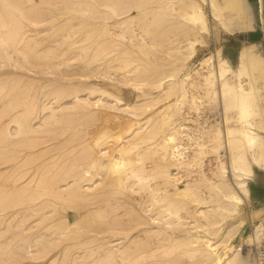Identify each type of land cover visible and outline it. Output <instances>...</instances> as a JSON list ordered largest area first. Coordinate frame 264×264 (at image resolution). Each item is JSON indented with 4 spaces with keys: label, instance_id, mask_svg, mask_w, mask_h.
Segmentation results:
<instances>
[{
    "label": "bare ground",
    "instance_id": "obj_1",
    "mask_svg": "<svg viewBox=\"0 0 264 264\" xmlns=\"http://www.w3.org/2000/svg\"><path fill=\"white\" fill-rule=\"evenodd\" d=\"M1 1V3H2V5H4V6H6L8 9H10V10H12V11H14L15 13H17V15L21 18V19H23L22 21H28V23H26L28 26H30L29 24H31L32 26H36V24L35 23H37V19H40V18H37V16H33V15H31V17H29L28 16V13H30L29 11H27L28 10V8H27V10H26V8H25V11H27L26 13H24L25 11H23V9H21V8H24V7H26V6H24V7H21V5H23V4H20L19 2L20 1H18V0H0ZM18 1V2H17ZM25 1V0H24ZM32 1V0H31ZM30 1V2H31ZM48 1H50V0H41V2L43 3V2H48ZM57 0H52V2L53 3H55ZM72 1V3L74 2L73 0H61L60 2H56L57 4H65L66 5V3L68 4H70V2ZM79 1V2H78ZM76 0V2H78V3H80L81 4V6H83L82 4H84V5H88V4H90V5H92V3L94 4L95 3V5L96 4H98V5H100V4H103L104 5V7H105V10H109V12H111V13H113L115 16H117L118 15V12L117 11H119V10H122V11H129V10H131L132 8H136V10H138V13L139 14H141L140 12H141V7H143V5L145 6V4H144V2L142 3V1H145V0H141V1H139V0ZM160 1V0H159ZM168 1V0H167ZM165 2V3H168V2ZM170 1V0H169ZM225 1V3H226V5H227V7H226V9H225V12L224 13H222V14H220L219 12H218V7H217V5H216V3H215V1L214 0H207V2H210L209 4H210V7H211V11H212V14L215 16V17H218V19L221 21V23L223 24V25H226V24H229L230 26H233V28H240V29H251V28H253L254 26H255V24H256V22H255V18H254V10H253V5H252V0H224ZM22 2V1H21ZM27 2V1H26ZM51 1H50V4L52 3ZM182 2V1H181ZM181 2L179 3V5L181 4ZM206 2V3H207ZM33 3V2H32ZM49 3V2H48ZM146 3H148V0H147V2ZM184 3H186V5H189V6H191L192 7V10H190V12H185L184 13V15L187 17V18H190V17H192V18H194L195 19V24L197 25V27H198V29H202V30H206L207 29V27L205 26V28L202 26V18H204L205 17V12H204V10H203V8H202V6L199 4V3H197L195 0H185L184 1ZM184 3H182V6L183 7H185V4ZM24 4H28L29 5V3H24ZM45 4V3H44ZM143 4V5H142ZM161 4H163V1L161 0ZM31 5V4H30ZM29 5V6H30ZM34 5V4H33ZM45 5H48V4H45ZM56 5V4H55ZM94 5V6H95ZM169 5L171 6V2H169ZM169 5H166L167 7L169 6ZM32 6V5H31ZM34 6H36L37 7V4H35ZM40 6V5H39ZM63 6V5H62ZM67 6H70V5H67ZM79 6V5H78ZM93 6V5H92ZM161 6H163V5H161ZM165 6V5H164ZM33 7V6H32ZM35 7V8H36ZM84 7V6H83ZM97 7V6H96ZM31 8V7H30ZM29 8V9H30ZM34 8V9H35ZM40 8V7H39ZM78 8H80V7H78ZM98 8V7H97ZM146 8V7H145ZM257 8H258V10H259V13H260V10H262L263 9V4H262V0H260L259 2H258V6H257ZM37 9V8H36ZM42 9V8H41ZM47 9H50V7H47ZM83 9H85V8H83ZM83 9H80V10H82L83 11ZM174 9V8H173ZM33 10V9H32ZM31 10V11H32ZM88 10V9H87ZM107 10V11H108ZM23 11V12H22ZM41 11V10H40ZM179 11V10H178ZM33 12V11H32ZM31 12V13H32ZM37 12V11H36ZM42 12V11H41ZM30 13V14H31ZM241 13H244L245 14V22L244 23H239V19L241 18V16H240V14ZM29 14V15H30ZM33 14V13H32ZM91 14V13H90ZM261 14V13H260ZM82 15V14H81ZM223 16V17H220V16ZM256 15V14H255ZM39 16V15H38ZM47 16V15H46ZM80 16V15H79ZM34 17V18H33ZM164 17H167V16H164ZM35 18H37L36 20H35ZM45 18V17H44ZM81 18V17H80ZM79 18V19H80ZM90 18V17H89ZM88 18V19H89ZM3 19V15H1L0 16V21ZM83 20L85 19V18H82ZM168 19V18H167ZM261 19H262V17H261ZM44 21L46 20V19H43ZM104 20V23H101L99 26H101V27H99V30L98 31H100V32H98L99 33V36L96 38V39H98V38H100V37H104V36H108L107 38H109V37H112V39H113V34H111L110 32V27L107 25V23L105 22V18L103 19ZM24 21V22H25ZM39 21V20H38ZM41 21H42V19H41ZM43 21V22H44ZM81 21V20H80ZM88 21V20H87ZM262 21V20H261ZM3 22V23H2ZM20 22V21H19ZM40 22V21H39ZM84 22H86V21H84ZM22 23V22H21ZM21 23H20V25L17 23V25L15 26V25H10V24H7V22H5L4 23V20H2L1 21V23H0V28L2 27V28H4V30H3V34L1 33V31H0V52H2L1 54L2 55H4L5 57H8V58H11L12 57V55L9 53V51H8V48H9V46H10V44L12 43V42H15L17 39L16 38H14V37H16L17 36V34L19 35V33H21L22 31H20L21 30V28L23 27V25L25 24H23L22 26H21ZM116 23H120L121 24V26H119L118 28H119V31H118V36L119 37H122L123 36V32H122V30L126 27V25H127V20H124V21H119V22H116ZM263 23V22H262ZM38 24V23H37ZM44 24V23H43ZM84 24V23H83ZM86 24H88V23H86ZM95 23H92L91 25H94ZM201 24V25H200ZM63 25H64V23H63ZM90 25V26H91ZM97 25H98V22H97ZM154 25V24H153ZM262 25V24H261ZM20 26H21V28H20ZM24 26H26V25H24ZM79 26V25H78ZM83 26L84 25H82V28H83ZM95 26V25H94ZM263 26V25H262ZM70 27H72V26H70ZM167 27V26H166ZM28 30H30V28H28V27H26ZM58 28V27H57ZM57 28H55V30L57 31L58 29ZM65 28V27H64ZM81 28V27H80ZM85 28H86V26H85ZM92 28V27H91ZM90 28V29H91ZM101 28V29H100ZM254 28H256V26L254 27ZM253 28V29H254ZM0 29V30H1ZM40 29V28H39ZM45 28H41V30L43 31ZM79 29V28H78ZM89 29V30H90ZM36 30H38V29H33L32 31H35L34 33H32L33 35H31V32L32 31H28L29 33H30V35L28 36H26V35H24V36H26V37H28L31 41H32V43L34 42V44L35 43H38L39 42V40H38V38L36 39L35 37H36V32L38 33L39 32V30L38 31H36ZM41 30H40V32H41ZM54 30V31H55ZM82 30V29H81ZM20 31V32H19ZM55 31V32H56ZM68 31V30H67ZM85 31V30H84ZM93 31V30H92ZM97 31V30H96ZM163 31V30H162ZM246 31V30H245ZM27 32V31H26ZM69 32H70V30H69ZM94 32H95V30H94ZM24 33V32H23ZM58 33V32H57ZM76 33H78L77 31H76ZM80 33V32H79ZM84 33H86V31L84 32ZM90 33V32H89ZM157 33H159L158 31H157ZM22 34V33H21ZM69 34V33H68ZM87 34V33H86ZM100 34L102 35V36H100ZM53 35V34H52ZM82 35V34H81ZM92 35V34H91ZM21 36V35H20ZM19 36V37H20ZM46 36V37H45ZM73 36H74V34H73ZM80 36V35H79ZM78 36V38L77 39H75L74 41H73V43H71L70 45H72V44H76V45H78L79 43H81V41L84 43V39H89L88 38V36L87 35H82V36H80L79 37ZM93 36H94V34H93ZM92 36V37H93ZM18 37V38H19ZM26 37H23V39L25 38L26 39V41H30L28 38H26ZM42 37V36H41ZM40 37V38H41ZM50 37V35L49 34H45L43 37H42V41L41 42H43V44L41 45V47L37 50V49H35V54L33 53V55L36 57H39V54H44V55H42L41 57H39L40 59L42 58V57H44V56H48L49 55V53H51L52 55H53V57L55 58V54L53 53V52H55V50H54V46L52 47V45L50 44V42H52V40L54 41L55 39H51V38H49ZM67 37V36H66ZM71 37H72V35H71ZM90 37V36H89ZM22 38V37H21ZM95 38V37H94ZM25 39L24 40H22L23 41V43L26 45V41H25ZM67 39V38H66ZM106 39V38H105ZM111 39V40H112ZM62 40H64V38H62ZM99 40V39H98ZM104 40V39H103ZM108 40H110V38L109 39H107V40H105V42L103 41V43L102 44H104V45H107L108 43H107V41ZM19 41H21V39L19 40L18 39V41H16L15 43L18 45V46H20V44L19 43H21V42H19ZM30 41V42H31ZM38 41V42H37ZM69 41H71V40H69ZM94 41V40H93ZM101 41V40H100ZM55 42V41H54ZM64 42H66L65 40H64ZM68 42V41H67ZM85 42H87V40L85 41ZM108 42H111V41H108ZM176 42H180V41H176ZM23 43H21V45H23ZM83 43H81V44H83ZM87 43H89V41L87 42ZM107 43V44H106ZM171 43H173V42H171ZM175 43V42H174ZM28 44V43H27ZM67 44V43H66ZM93 44V43H92ZM91 44V46H93ZM29 45H30V43H29ZM40 45V44H39ZM55 45V44H54ZM84 45V44H83ZM82 45V46H83ZM100 45V44H99ZM109 45V44H108ZM129 45V44H128ZM133 46H134V43L132 44ZM155 45H156V43H155ZM176 45V44H175ZM177 45H179V44H177ZM16 46V45H15ZM16 47V48H20V47ZM24 46V45H23ZM81 45H78V46H76L77 47V49L74 47V46H72L71 48L72 49H70V50H68L67 52H65V49H64V51L63 52H59V53H64L65 52V55H68L69 53L68 52H70L71 50H73L72 52H74V54L76 53V55H81L82 54V52L84 53V50H85V48L86 47H88L89 48V46H85V48H83ZM124 46V45H123ZM122 46V47H123ZM12 47V46H11ZM14 47V46H13ZM59 47V46H58ZM65 47V46H64ZM75 49H74V48ZM98 47V46H97ZM121 47V48H122ZM125 47V46H124ZM127 47V46H126ZM174 46H172V48H173ZM183 47H185V46H182V45H180L179 47H178V53H179V55L177 54V51H176V49H177V46H175L174 48H175V50L174 49H171V47H170V50L172 51V50H174V53H175V51H176V53H175V55H176V57H177V59L176 58H174L175 57V55H174V53H172L174 56H172V54H171V56H172V58H171V60L172 61H170L171 62V65H172V67H170L169 69H173V70H171V71H173V73L172 72H168V73H171V74H166V75H163V77L161 76L157 81L158 82H156V79L154 80L155 82V88L156 87H160V90H162L163 91V93L166 91V92H169V90H175V92H174V94L175 93H177V95H176V100H174V101H171V102H169L168 101V103L167 104H165V105H163V107H160V108H162V109H160L159 110V114H161L162 112L164 113H166V114H169V116L167 115V117H166V114L164 115H162L161 114V118H162V116H165L164 117V119H162V120H165V119H168L169 121H166V124H165V121H163V123L165 124H163L162 123V125L160 126V127H155V128H153V130H152V128L150 129V132H148L149 130H148V128L149 127H147V130L148 131H145L146 130V128H145V130L144 131H141V124H136V123H134L135 122V120H134V118H135V116H137V117H139V115H141V113H142V111H145V108H147V107H143V109H142V107L141 106H143V105H141V98H136L135 99V101L134 102H128V101H126V100H124V99H122V98H119V97H117V96H115L114 94L112 95L109 91H107V90H105V89H102V88H100V87H95V86H93V85H90V87H87L86 86V90L84 89L85 88V86H81L82 87V89L83 90H85V92H83V90H81V87H80V85H79V87L80 88H77V86H76V88H74V86L72 85V87L74 88H72V90H73V93L71 92V90L69 89V87H66V86H68V85H66V86H60L59 88L58 87H56L55 89H56V91L54 92V95H51L50 93L52 92L51 90L49 91V92H47V90L49 89H47L46 91H45V88H47L46 86H43V89H44V91L42 92V97H38V100H42L43 98L44 99H47L46 97H48V93L50 94V96H52L54 99H57L58 97H59V95L58 94H60V93H63V92H65L66 91V93H67V95L68 96H70V97H68V98H70V101H71V108H67L68 106L65 104H63L64 106H62L61 104V102H63V101H61L60 103H58V104H56V105H51V104H48L46 101L44 102L43 100H42V102H40L39 104L40 105H35L34 104V102H35V100L34 99H31V97H30V99L28 100H26L25 99V101L26 102H21L23 99H20V98H22L24 95H22V97H18V95L20 94L21 95V93H23L21 90L19 91L18 90V92H19V94H18V92H15L16 94H18V95H16V94H14L13 96V99H14V101L15 102H19L20 101V106L18 105V104H12V106H11V103H9L8 102V104L6 105L7 107H10L11 109L13 108V109H15V110H11V112L12 111H14L11 115H9V117H7L8 118V121L6 122V124L4 125V127H3V129L2 128H0L1 130H2V132H1V135L3 136V138L4 137H7V133L9 134V132H11V134H9L10 136H14V135H19V136H27L29 133L31 134L32 132L34 133L35 131L36 132H38L39 133V136H40V133H45L46 131L45 130H47V129H43L44 131H38V129L40 128L39 126L41 125V127L42 126H44V125H46V123L48 122V120H50L51 121V119H53V118H55L54 120H52L51 122H54L58 117H59V119H61V121H58V122H61L62 123V121L63 120H66L65 119V116L67 117V113H64V111H66V109H64L65 107L67 108V109H72L73 110V108H74V110L75 111H73V112H76V111H83V113L82 114H84V112H86V111H88V109H90L91 107H98V106H101L102 108L103 107H105V108H108V109H110L111 111L113 110V111H115L116 110V112L117 111H123V113H126V114H128L130 117H128L127 115V119H125L126 121H122L123 119L121 118V123H118V125L119 126H124L123 127V130L125 129V131L127 132L126 133V135H123V136H120V135H115V136H117L118 138L119 137H121L120 139H118L117 141H116V143H121V142H125L126 141V139H125V137H127L128 135H133V134H137L136 136H135V138H133L130 142H128L127 144H122L119 148H115V146H116V144H115V146L113 145V143H112V148H109V145L108 144H106L107 143V141L108 140H106V138L108 139L110 136H111V132L109 133V129H106L105 127V129H99L100 131H99V133H98V135H97V137L96 136H94L95 137V139L92 141V143H90L89 145L90 146H87L86 148H87V151H85L86 152V154L87 153H89L88 151L90 150V149H88V147L89 148H92V150H91V152L93 151V153H92V156H91V159L89 158V155H88V157H86V158H89V160H90V162H89V165H90V167H91V169L88 167H86V169H83V167H82V169H83V171H81L80 170V173H82V174H80L79 172L76 174V176L78 175V174H80L79 176H75V178H74V181L72 182L71 181V184L69 183V185H66V186H68V187H65L64 185H62V186H64V188L63 189H65L64 191H62L61 192V190L59 189V188H57L55 191H53V189H54V187H51V189L49 188V190H50V192H49V190H48V188L47 187H49L48 185H47V187L46 186H44L43 185V187H46L45 188V190H48L47 192H49L51 195H55V196H63L64 194H66L67 196H69V197H71L72 199L74 198L75 200H79V199H85L86 201H87V199H88V201H89V199H91L93 196H96V197H93V198H96V200L97 199H99L98 198V196H99V194H98V192H97V194L96 195H94L95 194V190H96V187L98 188V186L99 187H101L100 186V184H102V185H107L108 183H107V181L105 180L106 178H103L100 174L101 173H99L98 172V174H95L97 171H95V173L93 174V166H98L99 168L98 169H104V168H106V169H110L111 170V168H115V167H117L118 166V169L120 168V167H126L127 168V170H126V173L125 174H118V176H116V178H117V180H115L114 181V183H113V181H110L109 180V185L111 186L112 184V187L113 186H120L121 188L123 187V186H125V184H126V186H129L130 185V182L132 181H134V179L136 180V181H138L139 183L140 182H143V181H145L146 182V180L148 181L149 179L150 180H152L153 178H155V182H159V186L158 187H155V188H152L151 189V193H152V195H153V198H151L150 200H148L147 202L148 203H143V202H141V201H139L138 202V204H136V205H139L138 207H139V210H140V212H142V215L143 216H141L143 219H141L140 220V215H141V213H139L140 215H139V218L137 217L136 219H139L140 220V223H144V224H152V225H154L155 227H156V229H154V230H148V231H150L151 233H152V235L153 236H155L156 237V239H158L157 241H158V243L156 244L154 241H152V239H153V237L152 236H144L145 238H146V241H145V243H143L144 244V247H143V249L141 248V251H139V252H135V251H133V250H131V249H133L134 247H131L129 244L131 243V245L133 244L134 246H136L135 244H136V242H135V240L133 241V242H131L130 240H129V242L130 243H122V244H117V242L116 243H113L112 242V240H110V239H107V238H100L101 237V235L100 236H98L97 237V235H94L93 236V234H92V236H89V235H87L88 236V239H89V241H96V240H98L99 241V243H101V244H98V246H99V248L101 249V254H99V256L96 258V259H94V260H92V262L90 263V262H86L85 264H116V262H118V261H120L121 263L120 264H143V261L145 260V258H146V260H147V258H149V257H146L148 254L151 256L152 254H154L153 253V249H155V253L159 250V251H161L162 250V252L160 253L159 251V253L160 254H169V253H171L172 251H173V249L174 248H176V247H183L182 249L184 250V252L185 253H187V251H190L189 252V254H190V259H192V257L193 258H195V260L197 261V264H255V262H254V260H255V258L253 259L252 258V256H251V254H250V252L247 250V251H245V245H247V244H249V242H251V241H255V240H259L260 239V234L258 233V231L259 230H257V224L254 226V228L250 231V232H248L245 236H243L242 238V240L239 242V244H231V243H229V244H231V245H228V246H223L222 244H223V242L226 240V239H229V238H226L225 239V234L227 235V233H229L228 231H230V229H231V227H227V229H226V231L225 230H222V224L221 223H223L222 221H221V223H220V220H222L223 218V216L221 217L219 214H221V215H225V216H228V215H226V212L227 213H230L229 215L231 216V215H233V216H236L240 211H239V209H242V206L243 205H245L246 206V197L247 196H249L250 195V189L248 188V186H247V184H246V180H245V178H247L248 176L247 175H250L251 176V172L252 171H255L256 170V167L252 164V162H255V163H259V162H263L264 163V145H262V139L264 138V134L262 133V132H260V130L259 129H261V130H264V107H262V102H260L259 103V101H261L262 100V97L264 96L263 94H264V53H263V49H260V44L258 43V42H250L249 44H244V45H241V47H239L240 48V50L238 51V52H236V53H234L235 54V59L236 60H238L240 63H241V65H240V67L239 68H236V71H235V73L237 72V75H238V77L240 78H238L237 79V81L235 80V82L234 83H228V82H225V81H220V80H222L223 78H221V76L223 75V73L221 74L220 72H219V70H227V68L223 65L222 66V68L221 69H215V76L213 77V75H211L212 77H213V80L215 79V81H213L212 80V77L210 78L209 76L208 77H206V79H205V81H206V83H207V85H206V87H207V91H208V96L210 97V95H211V92H214V96L216 95L217 97V99L218 100H216V101H218V102H215V100H214V102H213V104L215 103V105H212L211 107H214L215 106V109L213 108V110L215 111L216 110V108H217V114L219 113V115H211L210 113H203V114H201L199 117H202L201 118V120L199 121V117H197L198 115H199V113H200V110H198V114H197V116H192V115H190V109L191 108H193V106L195 107L194 109H198V108H196V105H193V104H188L189 106L187 107L186 105L187 104H185V102H183L182 101V99H183V95L185 96L186 95V88L188 89V91L189 92H191V86H192V83L195 85V84H198L199 83V81L198 82H196V81H192L193 80V77H194V72H192V70H187V71H185V72H182L181 73V75H183L180 79H177V78H174V76H176L177 74H179L182 70H183V67H184V63L191 57V54H192V52L190 51V52H188L185 48H183ZM15 48V49H16ZM23 48V47H22ZM21 48V49H22ZM29 48V47H28ZM31 48V47H30ZM35 48V47H34ZM37 48V47H36ZM99 48L101 49V51H102V49H104V48H101V47H98L97 48V50H99ZM106 48V47H105ZM127 48H129V47H127ZM263 48V47H262ZM108 49V48H107ZM123 49V48H122ZM131 49V48H130ZM183 49H185L188 53L186 54V53H184L185 51L183 50ZM20 51V49H16L15 51ZM25 50H26V48H25ZM32 50V49H31ZM57 50H60V49H57ZM63 50V49H62ZM67 50V49H66ZM87 50V49H86ZM86 50H85V52H86ZM89 50V53L91 52L90 51V49H88ZM106 50V49H105ZM133 50V49H132ZM195 50V49H194ZM193 50V52H195ZM22 51V50H21ZM20 51V52H21ZM33 51V50H32ZM42 51V52H41ZM96 51V50H95ZM128 51H130V50H128ZM24 52V51H23ZM23 52H21V54L23 53ZM31 52V51H30ZM88 52V51H87ZM86 52V53H87ZM94 52V51H93ZM124 52H126V51H124ZM123 52V53H124ZM170 52V51H169ZM230 52V51H229ZM18 53V52H17ZM56 53V52H55ZM95 53V52H94ZM25 54V53H24ZM24 54H22V55H24ZM27 54V53H26ZM26 54L24 55V56H22V58H23V60H25V62H26V64L28 65V67H26V70L27 71H32V73L34 72V71H36L37 72V70H34L33 68H34V63L33 62H31L29 59L32 57V55H31V57L30 58H28L27 56H26ZM48 54V55H47ZM58 54V53H57ZM72 54V53H71ZM88 54V53H87ZM87 54H85V55H83L84 57L87 55ZM95 54H98V53H95ZM55 55V56H54ZM92 55V54H91ZM194 55V54H193ZM33 56V57H34ZM57 56H59V55H57ZM62 56V55H61ZM63 56H64V54H63ZM69 56V55H68ZM75 56V55H74ZM88 56V55H87ZM94 56H96V55H94ZM65 57V56H64ZM64 57H63V59H64ZM71 57V56H70ZM77 57V56H76ZM81 57V56H80ZM84 57H82V58H84ZM92 57V56H91ZM90 57V58H91ZM167 57V56H166ZM165 57V58H166ZM39 58L37 59V60H39ZM57 58H60V57H57ZM69 58V57H68ZM86 58V57H85ZM94 58V57H93ZM92 58V59H93ZM99 58H100V56H99ZM32 59V58H31ZM49 59H50V64H51V60H52V58L49 56ZM48 59V60H49ZM75 59V58H74ZM167 59V58H166ZM170 59V58H169ZM206 59V58H205ZM205 59H203V60H205ZM83 61H85V59H82ZM176 60V61H175ZM67 61H69V60H67ZM89 62H90V60H88ZM167 61V60H166ZM165 61V62H166ZM245 61V64L244 63H242V62H244ZM33 63V65H31V63ZM40 62V61H39ZM44 62V61H43ZM54 63V62H53ZM61 63H63V64H61ZM87 61H85V62H83L82 63V68L83 67H85V66H87ZM15 64V63H14ZM49 64V65H50ZM68 66L69 67V64L66 62V61H59L58 60V62H57V64L55 63V64H53V66L55 65H57L56 67L57 68H59V66L61 67H65L66 68V66ZM89 64V63H88ZM150 64V63H149ZM158 64V63H157ZM169 64V63H168ZM167 64V65H168ZM220 64H221V61H220ZM243 64L246 66V67H243ZM44 65V64H43ZM46 65V64H45ZM99 65V64H98ZM23 66V65H22ZM26 66V65H25ZM25 66L23 67V68H25ZM33 66V67H32ZM36 66V65H35ZM48 66V65H47ZM51 66V65H50ZM73 66V65H72ZM153 66H155L154 64H153ZM152 66V67H153ZM157 66V65H156ZM155 66V67H156ZM161 66H163L162 65V63H161ZM165 66V65H164ZM38 67V66H37ZM44 67V66H43ZM43 67H41V68H43ZM62 67L60 68V69H62ZM80 66H77V68L76 67H74L73 66V68H76V69H78ZM99 67V66H98ZM155 67H153L152 69L155 71V70H157ZM169 67V66H168ZM29 68V69H28ZM45 68H46V66H45ZM48 68H49V66L46 68V69H44V72L42 71V73H45V71H46V73L48 72ZM52 68V67H51ZM50 68V69H51ZM56 68V69H57ZM155 68V69H154ZM34 71H33V70ZM55 69V68H54ZM70 69V68H69ZM72 69V68H71ZM99 69V68H98ZM134 69H136V68H134ZM146 69H148V68H146ZM150 69V68H149ZM244 69H247V73H248V75L250 76V91L246 88V85L244 84V83H246L247 81V79H245V81L246 82H242V77H243V74H242V72H243V70ZM105 70V69H104ZM50 71V70H49ZM57 71H59V70H57ZM61 71L62 70H60V73H58V74H60L61 75ZM145 71V70H144ZM159 71V70H158ZM157 71V72H158ZM161 71H163V70H161ZM166 71V70H165ZM168 71V70H167ZM6 72H8V71H6ZM36 72H34V75L36 74ZM39 72V71H38ZM73 72V71H72ZM78 72H80V71H78ZM199 72V71H198ZM201 72V71H200ZM199 72V74H201ZM42 73H41V75H42ZM52 73V71H50V73L48 72L47 74H51ZM54 73V72H53ZM75 73V72H74ZM155 73V72H154ZM166 72H164V74H165ZM196 73H197V71H196ZM225 73V72H224ZM4 74V73H3ZM38 74V73H37ZM36 74V75H37ZM56 74V73H55ZM57 74V75H58ZM65 74V73H64ZM73 74V73H72ZM76 74H81V77H82V74L83 75H85L83 72L82 73H75V75ZM140 74V73H139ZM142 74V73H141ZM144 74V73H143ZM153 74V73H152ZM157 74V73H156ZM160 74V73H159ZM198 74V73H197ZM255 74H260L259 75V81L261 82H259L260 83V85L257 83V81H258V78H257V80L255 79V78H252V77H254L253 75ZM8 75H10V74H8ZM14 75V74H13ZM16 75H18L17 77H19L20 78V74H16L15 73V75L14 76H16ZM39 75V74H38ZM46 75V74H45ZM78 75V76H79ZM196 75V74H195ZM251 75H252V77H251ZM258 75H256V76H258ZM7 76V75H6ZM28 76V75H27ZM66 76V75H65ZM158 76V75H157ZM167 76H169L168 78H167V80L165 79L164 80V77H167ZM171 76V77H170ZM202 76L203 77H205V74L203 75V73L200 75V78L199 79H201L202 78ZM207 76V75H206ZM261 76V77H260ZM16 77V78H17ZM26 77V76H25ZM42 77V76H41ZM59 77V76H58ZM80 77V76H79ZM152 77V76H151ZM190 77V78H189ZM196 78L198 77V76H195ZM2 78H5V76H3ZM1 78V79H2ZM17 78L18 80H16L17 82H21L22 80H20V79H22V78ZM28 78V77H27ZM63 78V77H62ZM60 79V80H63L64 81V79ZM156 78V77H155ZM171 78V79H170ZM174 78V79H173ZM244 78H246V77H244ZM14 79H15V77H14ZM13 79V80H14ZM52 79V78H51ZM76 79H78V78H76ZM154 79V78H153ZM163 79V81H161ZM31 80V79H30ZM33 80V79H32ZM42 80V79H41ZM54 80V79H53ZM55 80H57V79H55ZM150 80H152V79H150ZM149 80V81H150ZM183 80H185L186 81V83L182 86V81ZM27 81H29V80H27ZM26 81V82H27ZM34 81H36V80H34ZM59 81V80H58ZM57 81V82H58ZM63 81H60V82H63ZM70 81V80H69ZM78 81H81V80H78ZM165 81H168V82H166L165 84H162V83H164ZM33 82V81H32ZM55 82V81H54ZM53 82V83H54ZM57 82H55L56 83V85L58 84ZM74 82V83H73ZM73 84L75 85L76 83L78 84H80V82H76L75 83V81L73 80ZM82 82V81H81ZM148 82V81H147ZM152 82V81H151ZM13 83H15L14 81L12 82V84ZM28 83V82H27ZM54 83V84H55ZM64 83V82H63ZM66 83V82H65ZM84 83V82H83ZM86 83V82H85ZM90 83V82H89ZM31 83H29L28 85H30ZM47 84H51V85H53L52 83H49V81H48V83ZM68 84V83H67ZM70 84V83H69ZM87 84V83H86ZM215 84V87L213 88L214 90H212V86ZM16 85V84H15ZM27 85V87H26V89H30L31 90V87L32 86H30V88H29V86ZM43 85H45V84H43ZM82 85H84V84H82ZM55 86V85H54ZM59 86V85H58ZM70 86V85H69ZM136 86H138V85H136L135 84V88L136 89H138V87H136ZM196 86V85H195ZM14 87V86H13ZM51 88V87H50ZM70 88H71V86H70ZM21 89V88H20ZM24 89V88H23ZM22 89V90H23ZM33 90H35V89H33ZM27 91H29V90H27ZM26 91V92H27ZM80 91H82L83 92V94H84V96H81L80 95ZM21 92V93H20ZM39 92V91H38ZM165 92V93H166ZM204 92H205V89H204ZM57 93V94H56ZM139 94H138V96H141V91L139 90V92H138ZM53 94V93H52ZM263 95L262 97H261V100H260V97L259 96H261V95ZM25 95H26V93H25ZM57 95H58V97H57ZM66 95V96H67ZM162 93L161 92H158L157 93V97L155 96V95H151L150 97H149V99H152V101H154V103L152 102L151 103V105H154L155 103H157L158 102V100H157V98H161L162 97ZM259 95V96H258ZM27 96H29L28 94H27ZM32 96L33 97H35V95L34 94H32ZM36 96H37V94H36ZM19 99H18V98ZM37 98V97H36ZM42 98V99H41ZM51 98V97H50ZM67 97H64V99L63 100H65ZM163 98V97H162ZM257 98H259V99H257ZM18 99V100H17ZM207 99V98H206ZM209 99V98H208ZM17 100V101H16ZM58 100V99H57ZM57 100H55V103H57L58 101ZM68 100V99H67ZM11 101V100H10ZM53 101V100H52ZM57 101V102H56ZM66 101V100H65ZM182 101V102H181ZM204 101V104H207L208 102H207V100H203ZM37 102V101H36ZM48 102H49V99H48ZM50 102H51V99H50ZM67 102V101H66ZM166 102V101H165ZM21 103L22 104H24L25 103V105L23 106V105H21ZM65 103V102H64ZM217 103V104H216ZM185 104V105H184ZM203 104V103H202ZM10 105V106H9ZM192 105V106H191ZM21 107L22 106V108L20 109V108H17V107ZM144 106H147V105H144ZM3 107V106H2ZM6 107V108H7ZM35 107L38 109V107H40L39 109L40 110H38L39 112L37 113V112H34L35 111ZM174 107V108H173ZM199 107V106H198ZM234 107L236 108V112L235 113H233V114H235L237 117H235L234 115H233V118H232V120H234L235 118H237L238 119V121L239 122H241L242 123V127H239V126H237V128H235V129H231L230 128V133H229V135L230 136H228L227 135V132H226V127H225V114H226V109H227V112L228 111H231V110H229V109H232V111H233V109H234ZM3 108H5V107H3ZM3 108H1V109H3ZM17 108V109H16ZM149 108V107H148ZM173 109V111H172V109ZM0 109V110H1ZM8 109V108H7ZM64 109V110H63ZM77 109V110H76ZM95 109V108H94ZM99 109H101V108H99ZM98 109V110H99ZM208 109L211 111L212 109L211 108H209L208 107ZM9 110V109H8ZM7 110V111H8ZM63 110V111H62ZM85 110V111H84ZM91 110V109H90ZM90 110H89V112H90ZM106 109H104V111H105ZM142 110V111H141ZM147 110V109H146ZM4 111H6L5 109H4ZM4 111H3V113H4ZM71 111V110H70ZM69 111V112H70ZM96 111H97V108H96ZM103 111V110H102ZM108 111V110H107ZM106 111V112H107ZM171 111V112H170ZM209 111V112H210ZM215 111V112H216ZM231 111V112H232ZM42 112V113H41ZM67 112V111H66ZM88 112V113H89ZM93 113L95 112V111H92ZM91 112V114L90 115H94L93 113ZM171 113V115H170V113ZM196 112V111H195ZM213 112V111H212ZM2 112H0V114H1ZM10 112H8V113H6V114H9ZM33 113H37L36 115H33ZM47 113V114H46ZM176 113V115H178L177 117L178 118H176V116H175V118L174 117H171V116H174V115H172V114H175ZM41 115L40 117H41V119H37V117H38V115ZM48 116V118L49 117H51V118H47L46 119V115ZM70 114V113H69ZM68 114V115H69ZM80 114V113H79ZM78 114V115H79ZM82 114L80 115V116H82ZM85 114H87V112L85 113ZM101 114V112L99 113V115ZM105 114V113H104ZM107 114V113H106ZM109 114H110V112H109ZM108 114V115H109ZM115 114V113H114ZM117 114V113H116ZM143 114V113H142ZM158 114V113H157ZM230 114V113H229ZM3 115V114H2ZM33 115V116H32ZM76 115H77V113H76ZM76 115H74V116H76ZM77 115V116H78ZM89 115V114H88ZM89 115V116H90ZM102 115V114H101ZM124 115V114H123ZM188 115V116H187ZM227 115V114H226ZM232 115V114H231ZM231 115H228L227 117H231ZM255 115H257L258 117H253V116H255ZM8 116V115H7ZM32 116V117H31ZM73 116V114L71 115H69L68 117H67V119L69 118V117H72ZM80 116H78V117H80ZM98 116V115H97ZM96 116V118H98ZM105 116V115H104ZM110 117H111V115H109ZM83 117H85V116H83ZM83 117L81 118H78V119H80V120H82L83 119ZM102 117H103V115H102ZM109 117V118H110ZM112 117H113V115H112ZM114 117H115V115H114ZM113 117V118H114ZM123 117H125V116H123ZM134 117V118H133ZM141 117V116H140ZM235 117V118H234ZM1 118V117H0ZM5 118V117H4ZM39 118V117H38ZM64 118V119H63ZM86 118H87V116H86ZM86 118H84V119H86ZM91 118V122H89L90 119ZM88 120V122L87 121H84L83 123H82V125H85V123H88V124H90L91 125V123L93 124L94 122H93V120H94V117L92 118V117H90ZM100 118H101V116H100ZM116 118V117H115ZM171 118V119H170ZM214 118V119H213ZM59 119H57V120H59ZM70 120H71V118H69ZM99 119V118H98ZM116 119H118V118H116ZM151 119V118H150ZM149 119V120H150ZM209 119H211L212 120V122L214 121V123L212 124V125H214V124H216V123H221L222 124V136H221V134L219 133V136L217 135V133H215L213 130V128L211 127L210 128V126H212L211 124L209 125V126H206V124L209 122ZM230 119V118H229ZM228 119V120H229ZM236 119V120H237ZM2 120V119H1ZM0 120V121H1ZM35 120H37V123L38 122H41L40 123V125H38L37 124V127L38 128H36L35 126H34V122H36ZM96 120V119H95ZM119 120V119H118ZM117 120V121H118ZM235 120V121H236ZM4 121H6V120H4ZM3 121V122H4ZM32 121H33V124H32ZM68 121V123H69V120H66L65 121V125L66 124H68V123H66ZM77 121V120H76ZM175 122V129L174 128H172L171 126H170V128L169 129H171V131L170 132H168V133H166L165 134V130H164V134H162V131H161V129H162V126H166L167 124L168 125H171L172 124V122ZM191 121H195V124H198V123H196V122H201V125H199V126H196V125H191ZM2 122V123H3ZM51 122H49V123H51ZM80 122H82V121H80ZM80 122H78L77 124H79ZM120 122V121H119ZM150 122H151V120H150ZM150 122H148V123H150ZM162 122V121H161ZM55 123L57 124V122L55 121L54 123H52V124H50L49 126H51L50 128H52V127H54L53 125H55ZM61 123H58V124H61ZM114 123V122H113ZM112 123V124H113ZM117 123V122H116ZM1 124V123H0ZM4 124V123H3ZM3 124H2V126H3ZM64 124V122L62 123V125ZM70 124V123H69ZM234 124V123H233ZM240 124V123H239ZM79 125H81V124H79ZM81 125V126H82ZM87 125V124H86ZM149 125V124H148ZM2 126H0V127H2ZM48 126V124L45 126V127H47ZM80 126V127H81ZM89 126V125H88ZM88 126H85V127H87L88 128ZM134 126V127H133ZM236 126H234V127H236ZM83 127V126H82ZM81 127V128H82ZM84 127V128H85ZM94 127V126H93ZM118 127V126H117ZM90 128V127H89ZM121 128V127H120ZM232 128H233V126H232ZM41 129V128H40ZM39 129V130H40ZM55 128H53V130H54ZM56 129H57V127H56ZM95 129V128H94ZM113 129H114V127H113ZM0 130V131H1ZM48 130H50V129H48ZM47 130V131H48ZM111 130V129H110ZM143 130V129H142ZM9 131V132H8ZM56 131V130H55ZM61 131V130H60ZM81 131V130H80ZM87 131V130H86ZM89 131V130H88ZM87 131V132H88ZM91 131V130H90ZM96 131L97 130H95V133H96ZM122 131V130H121ZM124 131V132H125ZM202 131H203V133H202ZM49 132V134H53L54 133V131L52 132V129H51V131H48ZM47 132V133H48ZM59 132V131H58ZM87 132H85L86 134H88ZM137 132V133H136ZM141 132L142 133H145V134H143V135H141ZM147 132L149 133V134H147ZM113 133V132H112ZM12 134H14V135H12ZM35 135H36V133H34ZM46 134V133H45ZM85 134V135H86ZM8 135V136H9ZM35 135H32V136H35ZM47 135V134H46ZM80 135H81V133H80ZM89 135V134H88ZM91 135H92V133H91ZM96 135V134H95ZM160 135V136H159ZM1 136V137H2ZM30 136V135H29ZM36 136H38V135H36ZM42 136V135H41ZM113 136V135H112ZM114 136V137H115ZM157 136H159V137H157ZM1 137H0V142H1ZM16 137V136H15ZM44 137V136H43ZM51 137V136H50ZM82 137V136H81ZM80 137V138H81ZM93 137V138H94ZM113 137V138H114ZM230 137V138H229ZM11 138V137H10ZM9 138V139H10ZM17 138V137H16ZM16 138H14V141L12 140V142L14 143L16 140ZM19 138V137H18ZM29 139V141H26V142H24L25 141V139L26 140H28ZM27 138H25L24 140H22V137H21V140L24 142V143H27V144H30V145H34V146H37L36 144H34V143H38L37 141L39 140H41V138H39L36 142H33L34 141V139H37V137L36 138H34V139H30L29 137H27ZM48 138V137H47ZM83 138V137H82ZM90 138V137H89ZM111 138V137H110ZM8 137H7V142H8ZM44 139V138H43ZM49 139V138H48ZM115 139V138H114ZM190 139V141H188ZM234 139H236L235 141H234ZM3 140V139H2ZM5 138H4V142H5ZM31 140V141H30ZM51 140H52V138H51ZM91 140H92V136H91ZM145 140H149L147 143L148 144H150V145H152L153 144V146L154 147H152V149L153 148H156L158 151H162L163 153H162V161L160 162V163H158V167L156 166V168H155V171H156V173L157 174H160V179L159 180H157L156 179V177L153 175V176H151V174L149 173V172H145L142 168H141V163H140V161H141V155L140 154H138L137 156H138V158L136 159V158H131V157H129L128 158V156H126L127 154H129V153H131L135 148H137L142 142H145ZM21 141V142H22ZM49 141V140H48ZM79 141V140H78ZM152 141V142H151ZM4 142H2V143H4ZM17 142H20V140L18 139V141ZM29 142V143H28ZM41 142H46V139H44V141H41ZM81 142V141H80ZM84 142H86V141H84ZM150 142V143H149ZM224 143V145H223V143ZM32 143V144H31ZM43 143V144H44ZM68 143V142H67ZM83 143V142H82ZM88 143V142H87ZM109 143V142H108ZM189 143H190V145H189ZM11 144V143H10ZM10 144H9V147H10ZM16 144L17 145H20V143H14V146L12 147V145H11V147L12 148H15V149H17L18 147L16 146ZM23 144V143H22ZM26 144V145H27ZM39 144V143H38ZM42 144V143H41ZM84 144H86V143H84ZM83 144V145H84ZM223 145V147L221 148V146ZM2 145V144H1ZM3 145H5V144H3ZM30 145H28V147H30V149L32 148V151H33V147L32 146H30ZM52 145V144H51ZM55 145V144H54ZM54 145H52L53 147H54ZM79 145H81V144H79ZM83 145H81V149H82V146ZM8 146V145H7ZM6 146V147H7ZM22 146V145H21ZM24 146V145H23ZM56 146V145H55ZM60 146V145H59ZM85 146V145H84ZM5 147V146H4ZM3 147V148H4ZM10 147V148H11ZM17 147V148H16ZM25 147H27V146H25ZM40 147H42V146H40ZM51 147V146H50ZM62 147V146H61ZM65 147V146H64ZM73 148H74V146H72ZM71 147V148H72ZM151 146H149L148 148H150ZM246 147H248L249 148V150L246 152L244 149L246 148ZM2 148V146L0 147V150H2L1 149ZM45 148V147H44ZM44 148H41V149H43V150H40L37 154L38 155H40V152H46V149H44ZM47 148V147H46ZM57 148H59V147H57ZM79 148V147H78ZM147 147H146V149H148ZM252 148H254L255 150H256V148H259L258 150V153H259V155L258 154H256V155H258V156H256L255 155V152H252ZM19 149H21L20 147H19ZM23 149H25V148H23ZM28 149V148H27ZM36 149V148H35ZM48 149V148H47ZM61 149V148H60ZM74 149H76V148H74ZM80 149V148H79ZM80 149V150H81ZM156 149H153V153H155L154 152V150L155 151H157ZM243 150V152H242V150ZM251 149V150H250ZM5 148H4V152H5ZM9 151H10V149H8ZM29 150V149H28ZM51 150H53V148L51 149ZM83 151L85 150V148L83 147V149H82ZM81 150V151H82ZM3 151V150H2ZM16 151H18V152H21V150H15V152ZM25 151H27V150H25ZM30 151V152H28V154L26 153V155H25V159H27V158H29L30 156H34V155H36V153L33 151ZM36 151H38V150H36ZM48 151V150H47ZM68 151H70L69 150V148H68ZM78 151V150H77ZM82 151V152H83ZM112 151H116V153H118L119 154V156L117 157V156H115L114 154V152H112ZM14 152V153H15ZM18 152H16L17 154H19V156H16V160H18V161H16L15 159V161L14 160H12L14 157H12V159L11 160H9L10 158H8V161H7V159H6V156L8 155L9 156V154H7V155H5L3 152H1L0 154H4L5 156H3L2 157V155H0V158H1V160H3V158H5V160L7 161V162H15V164L14 163H12V164H14V171L15 172H17L18 173V175L16 176H14L15 177V179L13 178V181H14V183L15 182H17V180L19 181V180H21V178H23L24 179V177H23V175L26 173L25 171L27 170L26 168L24 169L25 171H23V173L21 172V173H19L18 171H16V169H18L19 170V168L24 164V165H28L27 167H30L29 165V163L27 164V161H29L28 159L26 160V162H24L20 167H19V165H20V163L21 162H23V158L22 159H19V157L21 158L22 156H21V154L20 153H18ZM22 152H24V151H22ZM62 152V151H61ZM67 152V151H66ZM76 152V151H75ZM85 152H83L84 154H85ZM90 152V153H91ZM151 152H152V150H151ZM7 153H8V151H7ZM35 153V154H34ZM55 153V152H54ZM53 153V154H54ZM67 153H70V152H67ZM67 153H65L64 152V154H65V156H64V154H63V152L62 153H60V156L59 157H61V155H62V157H66V154ZM73 153V152H72ZM78 153L80 154V152L78 151ZM89 153V154H90ZM114 153V154H113ZM12 154V153H11ZM58 154V153H57ZM56 154V155H57ZM71 154V153H70ZM85 154V155H86ZM149 154V153H148ZM42 155L43 154H41V156H37L38 158L40 157H42ZM50 155H52L51 153H50ZM49 155V156H50ZM75 156L77 155V154H74ZM85 155H82V156H85ZM172 160V164H171V167L169 168V162H166L165 161V159L167 158V156ZM7 156V157H8ZM32 156V157H33ZM44 156V155H43ZM47 156V155H46ZM45 156V157H46ZM54 156H55V154H54ZM73 156V155H72ZM81 156V155H80ZM79 156V157H80ZM30 157L31 158V160L33 159V158H35V157ZM36 157V158H37ZM44 157V158H45ZM52 157H53V155H52ZM56 157V156H55ZM61 157V158H62ZM74 157V156H73ZM73 157H72V159H73ZM78 156H76V158H77ZM127 157V158H126ZM214 157V158H213ZM36 158H35V160H36ZM43 158V159H44ZM54 158V157H53ZM61 158H58V159H61ZM71 158V156L69 157V159ZM85 158V157H84ZM85 158V159H86ZM131 158V159H130ZM47 159H48V157H47ZM47 159L45 158V160H44V162L45 161H47ZM49 159H51L52 160V158L51 157H49ZM56 159H57V157H56ZM69 159L67 160V161H69ZM78 159V158H77ZM80 160H82L83 159V157H82V159H81V157L79 158ZM79 159L78 160H75L74 159V161L72 162V163H75L76 161H79ZM138 160L136 163H134V161L135 160ZM213 159V161H211ZM5 160H3V162H1L0 161V163H2V164H0V165H3V163L5 162ZM20 160H22L21 162H20ZM34 159L32 160V161H34V162H36ZM54 160V159H53ZM71 160V159H70ZM86 160H88V159H86ZM132 160H134V161H132ZM25 161V160H24ZM40 161V160H39ZM39 161H37V162H39ZM55 161L56 160H54L53 161V163L54 164H56V165H58V163H55ZM58 161V160H57ZM56 161V162H57ZM60 161V160H59ZM84 160H82V161H80V162H82L83 164L84 163H86L85 161L83 162ZM6 162V163H7ZM20 162V163H19ZM36 162V163H37ZM44 162H42L43 164H45ZM49 162H51V161H49ZM70 162V161H69ZM42 163H38V164H40L41 166H42ZM48 163V162H47ZM52 163V162H51ZM50 164V163H48L47 164V167L48 168H46L45 169V173L48 171V170H52V169H54V168H52V167H54V164ZM81 163V164H82ZM88 163V162H87ZM86 163V164H87ZM257 163V164H258ZM19 164V165H18ZM32 164V163H31ZM50 164V166H48ZM61 164H62V161H61ZM61 164H59V165H61ZM63 164L65 165H67L68 164V162H64V160H63ZM71 163H69L68 164V166L67 167H65V168H69V170L68 169H66V170H68V171H70V172H67L66 171V173H71V171L72 170H75L74 169V166H75V168L76 167H80V166H76V163H75V165L74 164H71ZM256 164V165H257ZM261 164V163H260ZM260 164H258L260 167H261V165ZM51 165H53L52 167H51ZM59 165H58V168H56L57 166H55V170H53L54 172L56 171V170H61L60 168L63 166H60L59 167ZM74 165V166H73ZM88 165V166H89ZM11 166V165H10ZM35 166V167H34ZM34 168H36L37 170L39 169L38 167L39 166H36L35 164H34ZM40 166V167H41ZM46 166V165H45ZM70 166H73L72 168L73 169H71L70 168ZM81 166H83V165H81ZM259 166H257V167H259ZM263 167H264V164L262 165ZM24 167H26V166H24ZM43 167V166H42ZM41 167V168H42ZM49 167H51V168H49ZM64 167H62V168H64ZM122 167V168H123ZM254 167V168H253ZM259 167V170H260V172H262V174L264 173L263 171V167L262 168H260ZM9 168V167H8ZM41 168H40V170H41ZM45 168V167H44ZM10 169V168H9ZM12 169V168H11ZM35 169V170H36ZM77 169V168H76ZM79 169V168H78ZM77 169V170H78ZM97 169V168H96ZM97 169V170H98ZM106 169H104V170H106ZM255 169V170H254ZM22 170V169H21ZM36 170V171H37ZM39 170V171H40ZM44 170V169H43ZM77 170H76V172H77ZM95 170V169H94ZM110 170H106V171H109L110 172ZM258 170V171H259ZM4 171V172H3ZM3 173H6L7 171L5 170V169H3ZM11 171H13V170H11ZM11 171L9 170V174L11 173ZM13 171V172H14ZM29 171H30V168H29ZM39 171H37V172H39ZM53 171H51V173L53 172ZM58 171H56L58 174H60L61 176H62V178H63V176L65 175L63 172L65 171L64 169H62L61 170V172H58ZM79 171V170H78ZM90 171H92L91 173L93 174V175H98V177L101 179L99 182H96L95 181V179L93 180V179H91V177L92 178H94L93 176H92V174H90ZM11 173V175L10 176H12L14 173ZM33 172V171H32ZM35 172V171H34ZM41 172V171H40ZM43 172V173H44ZM53 172V173H54ZM75 172V171H74ZM74 172H73V174H74ZM75 172V173H76ZM256 172V171H255ZM17 173H15V174H17ZM30 173V172H29ZM48 173H50V172H47L44 176L46 177V175H48ZM105 173V172H104ZM7 174V173H6ZM20 174V175H19ZM28 173H26V175H27ZM36 174L37 173H35L34 175L36 176ZM55 175H56V173H54ZM57 174V175H58ZM63 174V175H62ZM73 174H71V175H68V174H66V175H68V176H70V178H72L73 176ZM103 174V173H102ZM2 174H1V171H0V176H1ZM8 175V174H7ZM29 175V174H28ZM33 175V174H32ZM41 175V174H40ZM43 175V174H42ZM50 175L51 174H49L47 177L50 179ZM55 175H52V177L53 178H51V180L52 179H55V178H57L58 177V179H61V180H59V181H61L60 183H62L64 180L62 179V178H60L59 177V175L58 176H56V177H54ZM65 175V178L67 177ZM88 175V176H87ZM89 175H91V177L90 178H88L89 177ZM104 175V174H103ZM5 176V175H4ZM38 176V175H37ZM87 176V177H86ZM27 177H29V176H27ZM31 177V176H30ZM45 177H43V179H41V180H44L45 181ZM6 179H9V178H12V177H9V175L7 176V177H5ZM31 178H33V177H31ZM35 178V177H34ZM45 178V179H44ZM98 178V179H99ZM1 179V178H0ZM4 180V177H3V180L4 181H7V180ZM26 179V178H25ZM24 179V180H25ZM40 179V177H38V180ZM69 179V178H68ZM67 179V180H68ZM73 179V178H72ZM83 179L84 180H87V182L88 181H90L88 184L89 185H85L84 186V184L83 183H81V182H83ZM133 179V180H132ZM253 179V178H252ZM9 180H11V179H9ZM28 180H29V178H28ZM35 180H36V178H35ZM34 179H33V181H35ZM38 180H36V185L35 184H32V185H28V184H24V185H15V184H13V186H14V188L12 187V189L11 190H8V191H10V193L8 192V191H6L5 189H6V187L4 186H1L3 183H2V181H0L1 182V184H0V189H2V190H4V191H6V193H3L4 195H2L1 197H0V207H1V209H0V211H3V210H6V209H8L7 207H12V211H10L9 212V214L8 215H6V213H5V216H7V218L8 217H10L11 218V216H12V219H14L13 217H15V215H19L20 217H22V218H18L17 219V222L15 223L14 222V220L13 221H11V223H10V220L8 219V221H9V223H7L6 225H8L10 228H11V224L14 222L16 225H15V227L17 228V230H15L14 229V227L12 226V228L14 229H11L12 231H14L13 233H12V231L10 230V228H9V230H7L8 228L6 227V230H4L6 233H7V231H11V233L13 234V237L15 236L16 238H17V241H16V239H15V241H16V243L14 244V246L15 245H17V247H15V248H18L19 250H20V246L23 244V243H25L26 241H22L23 239H26L27 237H25L26 236V234H27V236H30L31 235V237H30V239H29V237L26 239V240H28L27 241V244L28 245H26L27 247H26V250L24 249V247L23 246H21V250H22V252H24L25 254L23 255V253L22 252H20L19 250V252H17V255L19 254V256L20 257H23V256H27V258L26 259H28V257L29 258H31V259H33V258H35V259H37L36 257H38V258H42V257H46L47 256V254L51 251V249H54L53 248V245L54 246H57V242H58V244H60V241L62 242V240L64 239V240H67V238H71V239H75V238H78L77 240H79V237L80 236H78V235H82L81 233H85V232H82V231H84L85 229H87L88 230V228H89V226H87L88 224L86 223L87 222V219H88V212L87 213H85V214H83L84 215V219H83V221H86L84 224H81V223H83V222H81L80 223V221L82 220H80V218H82V217H80L79 216V222H77V221H72L73 222V227H74V229H73V227L71 228V223H69V224H67V222H68V218L66 219V220H64L65 218H60V216H59V218H57V217H55L54 218V216L55 215H51L50 214V216H49V214L48 213H51V211H53V213L52 214H57L58 213V215H60L59 214V211H57V208L56 207H58V206H56L55 207V205H56V203L54 204L53 203V201H52V203H51V200H54L55 199V197H53L52 196V198H48V199H42V200H40V202L39 203H36V202H34V204H33V202L31 201V200H34L35 198H41L42 196H44L42 193H41V197H40V195H38V192H36L35 193V195H33V192H35L36 190V188L39 190V189H41V183L39 184L38 183ZM67 180H65L64 182H63V184L64 183H66V181ZM13 181H11V183H13ZM23 181V180H22ZM21 181V182H22ZM29 181H31V180H29ZM47 181L49 182L50 180H48L47 179ZM53 181V180H52ZM55 181V184H58L57 183V181L56 180H54ZM58 181V182H59ZM69 181V180H68ZM51 182V181H50ZM49 182V183H50ZM70 182V181H69ZM84 182H86V181H84ZM149 182V181H148ZM152 182H153V180H152ZM6 183V182H5ZM8 183V182H7ZM11 183H10V185H11ZM20 183V182H19ZM25 183V182H24ZM28 183V182H27ZM29 183H31V182H29ZM33 183V182H32ZM49 183H47V184H49ZM53 183V182H52ZM99 183V184H98ZM134 183V182H133ZM37 184H39V185H37ZM42 184H43V182H42ZM45 184H46V182H45ZM51 184V183H50ZM55 184H54V186H55ZM67 184H68V182H67ZM98 184V185H97ZM149 184V183H148ZM199 184H205L206 186H208L209 187V190H211L210 191V195L207 197V196H205V195H203V194H200V193H198V188L200 187L199 186ZM7 185V184H6ZM35 186H36V188H35ZM37 186H41L40 188H38ZM51 186V185H50ZM61 186V185H60ZM62 186H61V189H62ZM105 186L103 187H101L102 188V191H103V189L105 188ZM126 186H125V188H126ZM130 186H132V184L130 185ZM58 187V186H57ZM94 187V188H93ZM111 187V188H112ZM33 188H35L34 190H33ZM83 188L85 189L86 188V191H83ZM110 188V187H109ZM109 188H108V190H109ZM127 188H130V187H127ZM126 188V189H127ZM99 190H100V188H98ZM97 189V190H98ZM137 189V188H136ZM23 190L24 191H29L27 194H26V192H25V196L23 195ZM42 190H44V189H42ZM132 190H134V189H132ZM1 191V190H0ZM3 191V192H4ZM112 190L110 189V192H111ZM118 191V190H117ZM8 192V193H7ZM23 192V193H22ZM40 192H41V190H40ZM43 192V191H42ZM53 192V193H52ZM86 192V193H85ZM104 192H105V189H104ZM104 192H103V195H105L104 194ZM107 192V191H106ZM125 192V191H124ZM2 193V192H1ZM44 193H45V191H44ZM101 194H100V199H102L103 197H105V196H101L102 195V192H100ZM107 193H109V192H107ZM115 192H113L112 191V194H114ZM117 193H120V192H116L115 194H117ZM191 193H193V195L191 196ZM49 194V195H50ZM120 194H123V193H120ZM188 194H190V196L191 197H188ZM1 195V194H0ZM46 195V194H45ZM65 195V197H67ZM187 195V196H186ZM208 195V194H207ZM47 196H48V193H47ZM181 196H185V198H187V199H185L184 200V202L186 201V203H185V205L186 204H188L187 203V200H191L190 198H192V197H194V198H197L196 200H198V203L197 204H199V205H201V204H205V206H206V209H203V210H199V212H209V214H211L212 213V215L213 214H218L217 215V218H215V217H213V219H212V221L209 223V226L208 227H206L205 225H203L202 223H199L198 221H196L195 219H193V218H191V217H189V216H187V215H185L186 213L184 212V211H186L187 209H185V208H187L184 204H183V201L181 200V198L183 199V197H181ZM23 197V198H22ZM25 197V198H24ZM34 197V198H33ZM45 197V196H44ZM58 197V198H59ZM64 197V196H63ZM141 197V196H140ZM77 198V199H76ZM203 198H217L218 199V201H219V203H216L215 205H213V206H211L210 204H208V202H209V200H204ZM38 199H35V200H38ZM62 199V198H61ZM61 199L59 200V201H61ZM65 198H63V200H64ZM73 199V200H74ZM99 199V200H100ZM105 198H103V200H104ZM29 200L32 202H29ZM56 200V199H55ZM62 200V202L64 203V202H66V200H71L70 198L69 199H65L64 201ZM83 200H80V201H82V202H86V201H83ZM106 200H108L107 198H106ZM182 202V203H180V201ZM58 201V200H57ZM57 201H54V202H57ZM87 201V202H88ZM92 201V200H91ZM90 201V202H91ZM93 201H95L94 199H93ZM101 201V200H100ZM100 201H99V204L98 205H101V203H100ZM28 202V203H27ZM38 202V201H37ZM50 202V203H49ZM69 202H71V201H69ZM69 202H66L67 204L69 203ZM74 203H79V202H75V201H73ZM102 202V201H101ZM104 202H106V201H104ZM103 202V203H104ZM107 202H109V201H107ZM106 202V203H107ZM146 202V201H145ZM178 202H179V204H178ZM189 202V201H188ZM214 202V201H213ZM57 203H59V202H57ZM66 203L64 204V205H66ZM72 203V202H71ZM142 203V204H141ZM60 204V203H59ZM70 204V203H69ZM96 204V206H98ZM127 204V203H126ZM125 204V205H126ZM178 204V205H177ZM182 204L185 206V210L182 208L183 206H182ZM9 205V206H8ZM11 205V206H10ZM58 205V204H57ZM89 205H92V204H89ZM150 205H154V208L153 207H150ZM46 206H51V209H49L48 208V210H45L47 207ZM70 206V205H69ZM75 206V205H74ZM74 206H70V207H72V208H74ZM77 206V205H76ZM82 207L83 208V206L82 205H78V207ZM86 206H88L87 204H86ZM95 206V207H96ZM181 206V207H180ZM198 206V205H197ZM62 208H64L63 206H61ZM66 207V206H65ZM85 207V206H84ZM90 207V206H89ZM89 207H87V208H89ZM92 207H94V206H92ZM128 207H130V206H128ZM45 208V209H44ZM61 208V209H62ZM76 208V207H75ZM75 208L73 209V210H75ZM132 208H134V207H132ZM41 209H44V211L45 212H43L42 211V213L40 212L41 211ZM67 209V208H66ZM71 209V208H70ZM81 209V208H80ZM99 209V208H98ZM98 209H96L97 211L95 212L94 211V213H92L93 215H92V217L90 216L89 218L91 219L90 220V222L94 225V224H96V222H94L93 220H94V218H93V216L96 214V213H98L99 212V214L100 215H103L102 214V212L104 211V209L103 208H101L102 210V212L99 210L98 211ZM134 209H136V208H134ZM11 210V209H10ZM40 210V211H39ZM59 210V209H58ZM63 210V209H62ZM79 211V208L77 209L76 208V211ZM82 210V209H81ZM87 209H85L84 211H86ZM92 210V209H91ZM91 210H89V212H91ZM93 210H95V209H93ZM67 211V210H66ZM134 211H136V210H134ZM239 211V212H238ZM8 212V211H7ZM40 212V213H39ZM68 212V211H67ZM93 212V211H92ZM106 212V211H105ZM133 212V211H132ZM136 212H138V211H136ZM135 212V213H136ZM224 212V213H223ZM61 213V212H60ZM78 213V212H77ZM82 213V212H81ZM185 213V214H184ZM223 213V214H222ZM4 214V213H3ZM2 214V215H3ZM48 214V215H47ZM80 214V213H79ZM137 214V213H136ZM82 215V216H83ZM90 215V214H89ZM100 215H98V216H95V219L97 220V217H99ZM1 216V215H0ZM32 216H34V218H36V220H34V221H36L37 222V219H40V220H38V221H41L40 223H42V222H44V221H46V220H48L47 222H45V224L41 227V228H43L44 229V231H41V230H43V229H40L39 227H38V229L39 230H34L33 231V228L31 227V226H29V225H31V224H33L34 225V223L35 222H33V221H31V222H33V223H31V224H29V225H23V224H25V221H28V218L30 217V218H32ZM57 216V215H56ZM136 216V215H135ZM215 216V215H214ZM53 217V218H52ZM62 217H64V216H62ZM104 218H105V216H103ZM102 216L101 217H99V218H101V221H102V218H103ZM107 217V216H106ZM222 219H221V218ZM34 218H32V219H34ZM73 218V217H72ZM103 218V219H104ZM214 218L215 219H217V220H214ZM226 218V217H225ZM2 220H0V225L2 224L1 223V221H6V220H4L5 219V217L4 218H1ZM26 219V220H25ZM93 219V220H92ZM220 219V220H219ZM25 220V221H24ZM61 220H62V223L64 222L66 225L63 227L61 224H60V222H61ZM64 220V221H63ZM89 220V219H88ZM95 220V221H96ZM98 220H100V219H98ZM109 220V219H108ZM113 221L112 222H116L117 221V219H116V221H114L115 219H112ZM119 220V219H118ZM7 221V222H8ZM30 221V220H29ZM101 221H99L100 223H101ZM104 221V220H103ZM121 221V220H120ZM24 222V223H23ZM70 222V221H69ZM112 222H108L109 224L106 226V227H108V229H107V231L108 230H110V231H112V230H114V229H112L111 230V225L112 226H115V227H113V228H116V226L118 225H116V224H114V223H112ZM119 222V221H118ZM117 222V223H118ZM251 219H250V215L248 214V223H250L251 224ZM20 223V224H19ZM26 223H28V222H26ZM39 223V222H38ZM39 223V224H40ZM64 223H63V225H64ZM89 223V222H88ZM97 223H98V221H97ZM5 223L3 222V225H4ZM37 223H35V225H36ZM39 224H37V226H39ZM86 224V225H85ZM106 224V221L105 222H103V224H99V226H97V227H101L102 225H105ZM114 224V225H113ZM2 225V226H3ZM5 225V226H6ZM11 225V226H10ZM41 225V224H40ZM83 225H85V226H87L86 228L83 226ZM89 225H91L90 223H89ZM122 226H123V224H121ZM215 225V226H214ZM1 226V227H2ZM36 226V227H37ZM63 228H62V227ZM232 229H237V232H241V230H242V227H245V224H243V223H241V221H239L238 219L236 220H234V222L232 223ZM27 227H29V228H27ZM35 227V226H34ZM91 227H93V229H92V231L94 230V231H96V229H98V230H100V228H97V227H94V226H91ZM102 227H105V226H102ZM101 227V228H102ZM109 227H110V229H109ZM118 227V226H117ZM119 227H120V223H119ZM118 227V229H120ZM149 227H151L150 225H149ZM5 228V227H4ZM3 227L2 228H0V230H1V232H3V230L2 229H4ZM31 228H32V231H33V233L32 234H28L27 232H26V234L25 235H23L24 233L23 232H25V230L26 229H30L31 230ZM122 228H124V227H122ZM121 228V229H122ZM260 228V226L258 227V229ZM90 229V228H89ZM104 229H106V228H104ZM103 228L101 229L102 231L104 230ZM114 230V231H112L111 233L112 234H116L117 235V233L119 232V230ZM225 229V228H224ZM219 230V231H218ZM261 230H262V228H261ZM261 230H260V233H261ZM27 231V230H26ZM86 231V230H85ZM89 231V230H88ZM102 231H100V232H102ZM105 231L106 230H104L102 233H105ZM107 231H106V233L105 234H107ZM118 231V232H117ZM1 232H0V234H1ZM8 232V233H9ZM28 232H30V231H28ZM87 232V231H86ZM90 232H91V229H90ZM99 232V233H100ZM224 232V233H223ZM6 233H2L3 235V237H6L7 235H5ZM11 233H9L8 235H12ZM87 233H89V232H87ZM95 233H97V232H95ZM149 233V232H148ZM114 234V235H115ZM213 234L215 235L216 234V236H217V238L214 240V236H213ZM49 235H51L52 237H48ZM86 235V234H85ZM113 235V236H114ZM218 235H219V237H218ZM1 236V235H0ZM83 236V235H82ZM103 236V235H102ZM109 236V235H108ZM125 236H126V234H125ZM223 236H224V238H223ZM2 237V238H3ZM13 237H9V241H11L10 239H13ZM14 237V238H15ZM86 237V236H85ZM104 237V236H103ZM110 237V236H109ZM115 237V236H114ZM127 237V236H126ZM125 237V238H126ZM111 238H113V237H111ZM119 238V237H118ZM240 238V237H239ZM4 240L5 239H7L8 240V238H3ZM82 239H84V238H82ZM14 240V239H13ZM59 240V241H58ZM138 240V239H137ZM148 240V241H147ZM168 241V243L167 244H164L165 242L164 241ZM231 240V239H230ZM2 242H3V240H1ZM22 241V242H21ZM88 241V242H89ZM91 241V242H92ZM139 241V240H138ZM166 241V242H167ZM6 242H8V241H6ZM74 242V241H73ZM90 242V243H91ZM120 242V241H119ZM135 242V243H134ZM140 242H144L143 240H140ZM4 243H5V241H4ZM65 243V242H64ZM64 243H62V244H64ZM71 243V242H70ZM82 241L81 240H79V241H76L75 240V242L73 243V244H71V246H69L71 249H73L72 248V246L75 244V245H78V246H80V248H81V245H82V248H85V249H83L84 251H86L87 249V244L85 245V247L83 246L85 243H87V242H85L84 244L82 243ZM138 244H141V243H139V242H137ZM155 243V244H154ZM12 245L13 243H12V241L8 244H6V250L5 251H7V250H9V253L10 252H12L11 251V246L10 247H8L7 245ZM93 244H95L94 242H93ZM93 244H91V245H93ZM147 244H150L149 245V248L151 249V248H153V249H149L148 247V249H149V251H147L146 250V246H147ZM153 244V245H152ZM225 244H228V243H225ZM0 245H1V243H0ZM4 245L5 244H3L2 246H3V248L1 247V250H4ZM66 246V245H65ZM65 246H63V247H65ZM89 246V245H88ZM7 247L9 248V249H7ZM13 247V246H12ZM66 247H68V246H66ZM66 247L65 248H63V249H65V250H67L68 251V249H69V247L66 249ZM140 247H141V245H140ZM185 247V248H184ZM187 247H189L188 249H187ZM14 248V247H13ZM62 248V247H61ZM81 248V249H82ZM90 248V247H89ZM93 247H91V249H92ZM137 247H135L134 249H136ZM138 248H139V245H138ZM138 248H137V250H138ZM24 249V250H23ZM79 249V248H78ZM81 249H79L80 251H82ZM96 249H98V247L96 248ZM17 250V249H16ZM59 250H60V248H59ZM70 250V249H69ZM74 250V249H73ZM73 250H70V251H72V252H75V251H73ZM99 250V249H98ZM98 250L96 251H94V249L92 250V251H94V253H96V252H98ZM5 251H1L2 253H1V255L3 254V255H5ZM64 251V250H63ZM67 251L65 252L64 251V253H62V255H63V257L61 258V260H60V263L61 264H72V262H73V260H75L74 262H75V264H81L83 261H84V259H86V258H89V257H92L91 255V250H90V252H89V250H87L88 251V253H81L80 254V257L81 258H79V257H76L77 255H72L71 253H70V251H68V253H67ZM80 251H77V252H80ZM60 252V251H59ZM59 252H58V257H59ZM76 252V253H77ZM135 252V253H134ZM22 253V254H21ZM70 253V254H69ZM94 253H93V255H94ZM7 254L8 253H6V256H7ZM13 254H14V251H13ZM97 254V255H98ZM147 254V255H146ZM159 254V256L161 257V255ZM183 254V253H182ZM181 254V255H182ZM188 254V253H187ZM9 256H7V259H9V258H13V257H15L16 256V253L14 254L15 256H13V257H11L10 256V254H8ZM84 255V256H83ZM148 255V256H149ZM180 255V256H181ZM18 256V257H19ZM56 256V255H55ZM71 256V257H70ZM79 256V255H78ZM155 256V255H154ZM251 256V257H250ZM9 257V258H8ZM50 257V256H49ZM94 257V256H93ZM151 257H153V255L151 256ZM159 257V258H160ZM179 257V256H178ZM188 257V256H187ZM188 257V258H189ZM2 258V257H1ZM0 258V259H1ZM24 258V257H23ZM22 258V259H23ZM53 258V260H52V262H55V264H56V261L54 260V259H56V258H54V257H52ZM51 258V259H52ZM79 258V259H78ZM158 258V259H159ZM165 258V257H164ZM6 259V258H5ZM4 259V261H7V260H5ZM14 259V258H13ZM20 259V258H19ZM34 259V260H35ZM92 259V258H91ZM1 260H3V258L1 259ZM47 260V259H46ZM45 260V261H46ZM57 260V259H56ZM162 260H164V259H162ZM168 260V259H167ZM51 261V260H50ZM86 261H88L87 259H86ZM52 262H50V263H52ZM85 262V261H84ZM155 263L156 264V262L157 261H152V263ZM161 262V261H160ZM160 262H157V264L158 263H160ZM165 262H167V261H165ZM164 262V263H165ZM199 262V263H198ZM11 263V262H10ZM15 263V262H14ZM43 263V262H42ZM49 263V264H50ZM153 263V264H154ZM1 264H3V263H1ZM38 264V263H37ZM47 264V263H46ZM54 264V263H53ZM118 264H119V262H118ZM149 264H151V263H149Z\"/></svg>",
    "mask_w": 264,
    "mask_h": 264
},
{
    "label": "rangeland",
    "instance_id": "obj_2",
    "mask_svg": "<svg viewBox=\"0 0 264 264\" xmlns=\"http://www.w3.org/2000/svg\"><path fill=\"white\" fill-rule=\"evenodd\" d=\"M18 1H20L19 3L20 4H23V5H21V7H24V6H26V7H24V8H21V9H23V11H25V8H26V10H27V8L29 7H31L30 9L28 8V10L27 11H29L30 13H28V16L29 17H31V15H33L34 17L35 16H37V18H40V19H37V18H35V20L37 19V23H35L36 24V26H32L31 24H29L30 26H28L26 23H28V21H22L23 19H21L18 15H17V13H15L14 11H12V10H10V9H8L6 6H4V5H2V3H1V1H0V16L1 15H3V19L2 20H4V23L5 22H7V24H10V25H17V23L20 25V23H21V26L24 24V25H26V26H24L23 25V27L21 28V26H20V28H21V30L20 31H22L21 33H19V35L17 34V36L16 37H14V38H16L17 40L16 41H18V39L20 40L21 39V41H19V42H21V43H23V41L22 40H24L23 39V37H26L27 35L29 36L30 35V33L28 32V31H32L33 29H38L39 30V32L37 33L36 32V39L38 38V40H39V42L38 43H35L34 44V42L32 43V41L28 38V37H26V38H28L30 41H26V39H25V41L28 43H26V45L23 43V45H21V43H19L20 44V46H18L15 42H12L11 44H10V46H9V48H8V51H9V53L12 55V57L11 58H8V57H5L4 55H2L1 53L2 52H0V109L1 108H3V107H5V108H3V109H1L0 110V112H2L1 114H0V126H2V124H3V126L2 127H0V128H2L3 129V127H4V125L6 124V122L8 121V118L7 117H9V115H11L14 111H12L11 112V110L13 109H11L10 107H7L6 105L8 104V102L9 103H11V106H12V104L14 105L15 103L16 104H20V101L19 102H15L14 101V99H13V97L15 96L14 94H16L15 92H18V90L20 91H24L23 93H21V95L19 94V92H18V94H16V95H18V97L20 96V97H22V95H24L22 98H20V99H23L25 96V98L21 101V102H26L25 101V99L27 100H29L30 99V97H31V99H34L35 100V102H34V104L35 105H40L39 103L40 102H42V100L44 99H42V100H38V97L40 96V97H42V92L44 91V89H43V86H46L47 88H45V91L47 90V92H49L50 90L52 91L50 94L51 95H54V92L56 91V87H60V86H66V85H68V86H66V87H69V89L71 90V92L73 93V90H72V85L74 86V88H76V86H77V88H80L81 86L83 87V86H85V90H86V86L87 87H90V85H93V86H95V87H100V88H102V89H105V90H107V91H109L112 95L114 94L115 96H117V97H119V98H122V99H124V100H126V101H128V102H134L135 101V99L136 98H141V105H143V106H141L142 107V109H143V107H147V108H145V111H142V113H141V115H139V117H137V116H135V118H134V120H135V122L134 123H136L137 125L138 124H141V131H144L145 130V128H146V130L145 131H148V132H150V129L152 128V130H153V128H155V127H160L161 125H162V123H163V121H165V124H166V121H169L168 119H165V120H162V119H164V117L165 116H162V118L160 117L161 116V114L163 115H165L166 113L164 112H162L161 114H159V110L160 109H162V108H160V107H163V105H165V104H167L168 103V101L169 102H171V101H174V100H176V95H177V93H175L174 94V92H175V90L173 89V90H169V92H164L163 93V91L162 90H160V87L158 88V87H156L155 88V83L156 82H158L157 80L162 76L163 77V75H166L169 71L170 72H172L173 73V71H171V70H173L172 68V65H171V62L170 61H172L171 60V58H172V56H174L175 55V53H176V51H177V54L179 55V53H178V47L180 46V45H182V46H185V47H183V48H185L188 52H192V54H191V57L184 63L185 65H184V67H183V70L179 73V74H177L176 76H174V78H177V79H180L183 75H181V73L182 72H185V71H189V70H192V72H194L195 74H194V77H193V80L192 81H196V82H198L199 81V83L198 84H193L192 83V86L190 87L191 89V92H189L188 91V89L186 88V95L184 96H182L183 97V99H182V101L183 102H185V104H187L186 106L188 107L189 105L188 104H193V105H196V108H198V109H194L195 107L193 106V108H191L190 109V115H194V116H197V114L199 113L198 112V110H200V113H199V115L197 116V117H199L201 114H203V113H210L211 115H219V113L217 114V108H216V112L213 110V108L215 109V106L214 107H211L212 105H215V103L213 104V102H214V100H215V102H218V101H216V100H218L216 97V95L214 96V92H211V95H210V97L208 96V91H207V87H206V85H207V83H206V81H205V79H206V77H212L211 75H213V77L215 76V69H221L222 68V66L224 65L226 68H227V70H219V72L222 74L223 73V75L221 76V78H223L222 80H220L221 82L222 81H225V82H228V83H234L235 82V80L237 81V79L240 77H238V75H237V72L235 73V71H236V68H239L240 67V65H241V63L238 61V60H236L234 57H235V54L234 53H236V52H238L239 50H240V48L239 47H241V45H244L245 43L246 44H249L250 42H254V41H256V42H258L259 44H260V49H263V53H264V0H262V4H263V9L262 10H260V13H259V10H258V8H257V6H258V2L260 1V0H252V5H253V10H254V18H255V22H256V24H255V26H256V28H251V29H240V28H233V26H230L229 24H226V25H223L222 23H221V21L218 19V17H215L213 14H212V9H211V7H210V2H207V0H195L197 3H199L201 6H202V8H203V10H204V12H205V17L204 18H202V26L205 28V26L207 27V29L206 30H200V29H198V27H197V25L195 24V19L194 18H192V17H190V18H187L185 15H184V13L187 11V12H190V10H192V7L191 6H189V5H186V3H184V1L185 0H162L163 1V4H161V0L159 1V0H148V3H146L147 2V0H145V1H142V3L144 2V4H145V6L143 5V7H141V14H139L138 13V10H136V8L134 9V8H132L131 10H129V11H122V10H119V11H117L118 12V15L117 16H115L113 13H111V12H109V10L107 11V10H105V7H104V5L103 4H100V5H98V4H96L95 5V3L93 4L92 3V5H90V4H88V5H84V4H82L83 6H81V4L80 3H78V2H76V0H73L74 2L72 3V1L70 2V4L68 3H66V5L65 4H57L56 2H60L61 0H57L55 3H53L52 2V0H50L52 3L50 4V1H48V2H41V0H18ZM17 1V2H18ZM22 1V2H21ZM27 1V2H26ZM31 1V2H30ZM54 1V0H53ZM99 1V0H98ZM101 1V0H100ZM103 1V0H102ZM105 1V0H104ZM103 1V2H104ZM139 1H141V0H139ZM167 1L168 3H165V2ZM182 1V2H181ZM215 1V3H216V5H217V7H218V12L220 13V14H222V13H224L225 12V9H226V7H227V5H226V3H225V1L224 0H214ZM33 2V3H32ZM169 2H171V6L169 5ZM181 2V4L179 5V3ZM207 2V3H206ZM24 3H29V5L28 4H24ZM48 4V5H45V4ZM182 3H184L185 4V7H183L182 6ZM35 4H37V7L36 6H34ZM56 4V5H55ZM40 5V6H39ZM63 5V6H62ZM67 5H70V6H67ZM79 5V6H78ZM95 5V6H94ZM161 5H163V6H161ZM165 5V6H164ZM166 5H169L168 7L166 6ZM98 8H97V7ZM37 9H36V8ZM40 7V8H39ZM47 7H50V9H47ZM78 7H80V8H78ZM146 7V8H145ZM35 8V9H34ZM42 8V9H41ZM83 8H85V9H83ZM174 8V9H173ZM33 9V10H32ZM80 9H83V11L82 10H80ZM88 9V10H87ZM32 10V11H31ZM42 12H41V11ZM179 10V11H178ZM22 11V12H23ZM27 11H25L24 13H26ZM37 11V12H36ZM91 13V14H90ZM30 14V15H29ZM82 14V15H81ZM256 14V15H255ZM39 15V16H38ZM47 15V16H46ZM80 15V16H79ZM164 16H167V17H164ZM240 16H241V18L239 19V23L241 24V23H244L245 22V14L244 13H241L240 14ZM33 17V18H34ZM45 17V18H44ZM81 17V18H80ZM90 17V18H89ZM220 17H223L222 15L220 16ZM261 17H262V19H261ZM80 18V19H79ZM82 18H85L84 20L82 19ZM89 18V19H88ZM105 18V22L107 23V25L110 27V33L111 34H113V39H112V37H109L110 38V40H108V41H111V42H108L107 41V43L109 44H107V45H104V44H102L103 43V41L105 42V40H107V39H109V38H107L108 36H102L101 34H100V36H102V37H100V38H98V39H96L98 36H99V33L98 32H100V31H98L99 30V27H101V26H99L101 23H104V19ZM168 18V19H167ZM41 19H42V21H41ZM43 19H46L45 21L43 20ZM1 20V21H2ZM40 22H39V21ZM81 20V21H80ZM88 20V21H87ZM124 20H127V25H126V27L122 30V32H123V36L122 37H119L118 36V31H119V26H121V24L120 23H116V22H119V21H124ZM262 20V21H261ZM1 21H0V23H1ZM20 21V22H19ZM44 21V22H43ZM84 21H86V22H84ZM97 22H98V25H97ZM263 22V23H262ZM3 23V22H2ZM44 23V24H43ZM63 23H64V25H63ZM84 23V24H83ZM86 23H88V24H86ZM92 23H95L94 25H91ZM154 24V25H153ZM263 26H262V25ZM79 25V26H78ZM82 25H84L83 26V28H82ZM91 25V26H90ZM201 25V24H200ZM70 26H72V27H70ZM85 26H86V28H85ZM167 26V27H166ZM26 27H28V28H30V30H28ZM58 27V28H57ZM65 27V28H64ZM81 27V28H80ZM92 27V28H91ZM2 28V27H1ZM0 28V29H1ZM40 28V29H39ZM41 28H45L43 31L41 30ZM55 28H57L58 30L56 31L55 30ZM79 28V29H78ZM91 28V29H90ZM3 30H4V28H2ZM0 30L1 31V33L3 34V30ZM82 29V30H81ZM90 29V30H89ZM101 29V28H100ZM38 30H36V31H38ZM40 30H41V32H40ZM56 32H55V31ZM68 30V31H67ZM69 30H70V32H69ZM86 31V33H84L85 31ZM93 30V31H92ZM94 30H95V32H94ZM97 30V31H96ZM163 30V31H162ZM19 31V32H20ZM27 31V32H26ZM76 31L78 32V33H76ZM157 31L159 32V33H157ZM24 32V33H23ZM35 31H32L31 32V35H33L32 33H34ZM58 32V33H57ZM80 32V33H79ZM90 32V33H89ZM69 33V34H68ZM45 34H49L50 35V37L49 38H51V39H55L54 41L52 40V42H50V44L52 45V47L54 46V50H55V52H53L55 55V58L53 57V55L51 54V53H49V55L46 57V56H44V57H42L41 59L39 58V57H41L42 55H44V54H39V57H35L34 55H33V53L35 54V49H39L40 47H41V45L43 44V42H41L42 41V37L45 35ZM53 34V35H52ZM73 34H74V36H73ZM84 34V35H89L88 36V38L89 39H84L83 41H84V43L81 41V43H83V44H81V43H79L78 45H83L82 47L83 48H85V46H89V48L88 47H86L85 48V50H86V52L88 53H86L85 52V50H84V53L82 52V54L83 55H85V54H87L85 57L81 54V55H76V53L74 54V52H72L73 50H71L70 52H68L69 54V56L68 55H65V52H67L68 50H70V49H72L71 47L72 46H74L76 49H77V47L76 46H78V45H76V44H72V45H70L71 43H73V41L75 40V39H77L78 38V36L80 35V36H82V35ZM92 34V35H91ZM93 34H94V36H93ZM251 36H250V35ZM21 35V36H20ZM24 35H26V36H24ZM71 35H72V37H71ZM20 36V37H19ZM42 36V37H41ZM67 36V37H66ZM79 36V37H80ZM93 36V37H92ZM19 37V38H18ZM22 37V38H21ZM41 37V38H40ZM46 37V36H45ZM95 37V38H94ZM62 38H64V40L66 41V42H64V40H62ZM67 38V39H66ZM106 38V39H105ZM104 39V40H103ZM112 39V40H111ZM260 39V40H259ZM69 40H71V41H69ZM87 40V42L89 41V43H87V42H85ZM94 40V41H93ZM101 40V41H100ZM259 40V41H258ZM68 41V42H67ZM176 41H180L179 43L178 42H176ZM102 42V43H101ZM171 42H173V43H171ZM175 42V43H174ZM29 43H30V45H29ZM67 43V44H66ZM93 43V44H92ZM134 43V46L132 45ZM155 43H156V45H155ZM40 44V45H39ZM55 44V45H54ZM91 44L93 45V46H91ZM100 44V45H99ZM129 44V45H128ZM176 44V45H175ZM177 44H179V45H177ZM16 45V46H15ZM125 47H124V46ZM12 46V47H11ZM14 46V47H13ZM20 47V48H16V47ZM59 46V47H58ZM65 46V47H64ZM101 47V48H104V49H102V51H101V49L99 48V50H97V48L98 47ZM123 46V47H122ZM129 47V48H127V47ZM172 46H177V49H176V51H175V53H174V50H175V48L173 47L172 48ZM23 47V48H22ZM29 47V48H28ZM31 47V48H30ZM35 47V48H34ZM37 47V48H36ZM73 47V48H74ZM106 47V48H105ZM123 49H122V48ZM170 47H171V49H174V50H170ZM263 47V48H262ZM20 49V51L21 52H23L22 54H26V56L28 57V58H30L31 57V55H32V59L30 58L29 60L31 61V62H33L34 63V70H37V72L36 71H34L33 69V71L34 72H36V74L34 75V72L32 73V71H27L26 70V67H28V65L26 64V62H25V60H23V58H22V56H24V55H22L21 54V52L20 51H15L16 49ZM22 48V49H21ZM25 48H26V50H25ZM74 48V49H75ZM108 48V49H107ZM131 48V49H130ZM33 51H32V50ZM57 49H60V50H57ZM63 49V50H62ZM64 49H65V52L63 53L64 54V56H63V54L62 53H59V52H63L64 51ZM67 49V50H66ZM88 49H90V53H89V50ZM106 49V50H105ZM133 49V50H132ZM185 49H183L185 52L184 53H188ZM195 49V50H194ZM96 50V51H95ZM128 50H130V51H128ZM193 50L195 51V52H193ZM31 51V52H30ZM95 53H98V54H95ZM124 51H126V52H124ZM170 51V52H169ZM230 51V52H229ZM236 51V52H235ZM18 52V53H17ZM42 52V51H41ZM124 52V53H123ZM58 53V54H57ZM72 53V54H71ZM172 53H174V55L172 54ZM92 54V55H91ZM171 54H172V56H171ZM176 54V55H177ZM194 54V55H193ZM36 55V54H35ZM57 55H59V56H57ZM62 55V56H61ZM75 55V56H74ZM94 55H96V56H94ZM176 55H175V57L174 58H176L177 59V57H176ZM177 55V56H178ZM34 56V57H33ZM49 56L52 58V60H51V64H50V59H49ZM71 56V57H70ZM77 56V57H76ZM81 56V57H80ZM92 56V57H91ZM99 56H100V58H99ZM167 56V57H166ZM57 57H60V58H57ZM63 57H64V59H63ZM69 57V58H68ZM82 57H84V58H82ZM91 57V58H90ZM94 57V58H93ZM167 59H166V58ZM39 58V60H37ZM75 58V59H74ZM93 58V59H92ZM170 58V59H169ZM206 58V59H205ZM49 59V60H48ZM82 59H85V61H87L88 63H87V66H85V67H83L82 68V63L83 62H85V61H83ZM173 59V58H172ZM203 59H205V60H203ZM58 60L60 61H66L68 64H69V67L68 66H66L65 64V66H66V68L63 66H61L62 67V69H60L61 67L59 66V68H57L55 65L53 66V64H57V62H58ZM67 60H69V61H67ZM88 60H90V62L88 61ZM167 60V61H166ZM40 61V62H39ZM44 61V62H43ZM166 61V62H165ZM176 61V60H175ZM220 61H221V64H220ZM30 62V63H31ZM54 62V63H53ZM15 63V64H14ZM33 63H31V65H33ZM150 63V64H149ZM158 63V64H157ZM161 63H162V65L163 66H161ZM169 63V64H168ZM242 63H244L245 64V61L244 62H242ZM44 64V65H43ZM46 64V65H45ZM51 66H50V65ZM61 64H63V63H61ZM99 64V65H98ZM153 64L156 66H153ZM168 64V65H167ZM243 64V67H246L245 65ZM23 65V66H22ZM26 65V66H25ZM36 65V66H35ZM49 66V68H48V72L50 73V71H52V73L51 74H47L46 73V71H45V73H42V71L44 72V69H46L48 66ZM74 67H76L77 68V66H80L78 69H76V68H73V66ZM165 65V66H164ZM25 66V68H23ZM38 66V67H37ZM44 66V67H43ZM45 66H46V68H45ZM99 66V67H98ZM155 67L157 70H153L152 68L153 67ZM169 66V67H168ZM33 67V66H32ZM41 67H43V68H41ZM52 67V68H51ZM170 67H172L171 69H169ZM221 67V68H220ZM51 68V69H50ZM55 68V69H54ZM57 68V69H56ZM70 68V69H69ZM72 68V69H71ZM99 68V69H98ZM134 68H136V69H134ZM146 68H148V69H146ZM150 68V69H149ZM154 68V69H155ZM29 69V68H28ZM105 69V70H104ZM217 69V70H218ZM50 70V71H49ZM57 70H59V71H57ZM60 70H62L61 71V75L60 74H58V73H60ZM145 70V71H144ZM159 70V71H158ZM161 70H163V71H161ZM166 70V71H165ZM168 70V71H167ZM6 71H8V72H6ZM39 71V72H38ZM73 71V72H72ZM78 71H80V72H78ZM158 71V72H157ZM196 71H197V73H196ZM201 71L202 73H203V75L205 74V77H203L202 76V78L201 79H199L200 78V75L202 74L201 72V74H199V72ZM54 72V73H53ZM84 73L85 75H83L82 74V77H81V74L79 75V74H76L75 75V73ZM155 72V73H154ZM164 72H166L165 74H164ZM225 72V73H224ZM4 73V74H3ZM15 73L16 74H20V78H22V79H20L19 77H17L18 75H16V76H14L15 75ZM41 73H42V75H41ZM56 73V74H55ZM65 73V74H64ZM73 73V74H72ZM140 73V74H139ZM142 73V74H141ZM144 73V74H143ZM153 73V74H152ZM157 73V74H156ZM160 73V74H159ZM8 74H10V75H8ZM14 74V75H13ZM46 74V75H45ZM58 74V75H57ZM168 74H171V73H168ZM242 74H243V77H242V82L244 83V82H246V83H244L245 85H246V88L250 91V76L248 75V73H247V69H244L243 70V72H242ZM7 75V76H6ZM28 75V76H27ZM66 75V76H65ZM80 77H79V76ZM158 75V76H157ZM207 75V76H206ZM253 75V74H252ZM252 75H251V77H252ZM255 75V74H254ZM253 75V76H254ZM256 75H258V74H256ZM254 76V77H252V78H255L256 80H257V78H258V81H257V83L260 85V81H259V75L258 76ZM3 76H5V78H2ZM26 76V77H25ZM42 76V77H41ZM59 76V77H58ZM152 76V77H151ZM195 76H198L197 78L195 77ZM14 77H15V79H14ZM19 78L20 80H22L21 82L19 81V82H17L16 80H18L17 78ZM28 77V78H27ZM63 77V78H62ZM156 77V78H155ZM159 77V78H158ZM169 76H167V77H164V80L166 79L167 80V78H168ZM171 77V76H170ZM213 77H212V80H213ZM244 77H246V78H244ZM261 77V76H260ZM2 78V79H1ZM52 78V79H51ZM64 79V81L63 80H60V79ZM76 78H78V79H76ZM154 78V79H153ZM173 78V79H174ZM190 78V77H189ZM14 79V80H13ZM31 79V80H30ZM33 79V80H32ZM42 79V80H41ZM54 79V80H53ZM55 79H57V80H55ZM150 79H152V80H150ZM156 79V82L154 81ZM171 79V78H170ZM240 79V78H239ZM238 79V80H239ZM245 79H247L246 81H245ZM27 80H29V81H27ZM34 80H36V81H34ZM59 80V81H58ZM70 80V81H69ZM73 80L75 81V83L76 82H80V84L78 83H76L75 85L73 84L74 82H73ZM78 80H81V81H78ZM150 80V81H149ZM15 82V83H13L12 84V82ZM28 83H27V82ZM33 81V82H32ZM48 81H49V83H52L53 85H51V84H47L48 83ZM57 82L58 84L56 85V83L55 82ZM60 81H63V82H60ZM148 81V82H147ZM152 81V82H151ZM161 81H163V79L161 80ZM213 81H215V79L213 80ZM240 81V80H239ZM55 84H54V83ZM66 82V83H65ZM73 82V83H72ZM84 82V83H83ZM87 84H86V83ZM90 82V83H89ZM155 82V83H154ZM166 82H168V81H165L164 83H162V84H165ZM260 82V83H259ZM29 83H31L30 85H28ZM68 83V84H67ZM70 83V84H69ZM186 83V81L185 80H183L182 81V86L184 85ZM16 84V85H15ZM43 84H45V85H43ZM72 84V85H71ZM82 84H84V85H82ZM135 84L136 85H138V86H136V87H138V89H136L134 86H135ZM206 84V85H205ZM27 85L29 86V88H30V86H32L31 87V90L30 89H26V87H27ZM55 85V86H54ZM59 85V86H58ZM71 86V88H70V86ZM79 85H80V87H79ZM14 86V87H13ZM208 86V85H207ZM51 87V88H50ZM82 87H81V90H83L82 89ZM215 87V84L212 86V90H214L213 88ZM21 88V89H20ZM24 88V89H23ZM56 88V89H55ZM73 88V89H74ZM23 89V90H22ZM33 89H35V90H33ZM204 89H205V92H204ZM27 90H29V91H27ZM85 90H83V92H85ZM139 90L141 91V96H138V92H139ZM27 91V92H26ZM39 91V92H38ZM83 92L82 91H80L79 93H80V95L81 96H84V94H83ZM158 92H161L163 95H162V97L161 98H157V100H158V102L157 103H155L154 105H151V103L153 102L154 103V101H152V99H149V97L151 96V95H157V93ZM25 93H26V95H25ZM48 93V97H46L47 99H44L43 101L45 102H47L48 104H51V105H56V104H58V103H60L61 101H63V102H61L60 104L62 105V106H64L65 104L68 106L67 108H71L70 106H71V101H70V98H68V97H70V96H68L67 95V93H66V91L65 92H63V93H60V94H58L59 95V97H58V95H57V99H54L52 96H50V94ZM53 93V94H52ZM27 94L29 95V96H27ZM32 94H34L35 95V97H33L32 96ZM36 94H37V96H36ZM57 94V93H56ZM14 95V96H13ZM67 95V96H66ZM261 95V94H260ZM264 95V94H263ZM263 95H261V96H259L260 97V100H261V97L263 96ZM17 97V98H18ZM37 97V98H36ZM51 97V98H50ZM64 97H67L65 100L67 101H65V100H63L64 99ZM157 97V96H156ZM18 98V99H19ZM207 98V99H206ZM209 98V99H208ZM17 99V100H18ZM48 99H49V102H48ZM50 99H51V102H50ZM68 99V100H67ZM257 99H259V98H257ZM11 100V101H10ZM16 100V101H17ZM53 100V101H52ZM55 100H57L56 102L57 103H55ZM203 100H207V104H204V101ZM37 101V102H36ZM166 101V102H165ZM181 101V102H182ZM65 102V103H64ZM260 102H262V107H264V96L262 97V100L261 101H259V103ZM172 103V102H171ZM203 103V104H202ZM64 104V105H63ZM184 104V105H185ZM217 104V103H216ZM21 105H25V103L24 104H22L21 103ZM144 105H147V106H144ZM3 106V107H2ZM10 106V105H9ZM20 106V105H19ZM17 107V108H22V106L21 107ZM192 106V105H191ZM199 106V107H198ZM9 109H7V108ZM149 107V108H148ZM208 107L209 108H211L212 110L210 111L209 109H208ZM16 108V109H17ZM40 107H38V109L35 107V111L34 112H39L38 110H40L39 109ZM66 107L64 108V109H66V111H64V113H67V117L71 114H73V116L72 117H69V118H71V120L68 118L67 119V117L65 116V119L66 120H69V123H68V121L66 122V123H68V124H66L65 125V121L66 120H63L62 121V123L64 122V124L62 125V123L61 122H58V121H61V119H59V117L57 118V119H59V120H55L56 122H57V124L55 123V125H53L54 127H52V128H50L51 126H49L50 124H52V123H54V122H51L52 120H54L55 118H53V119H51V121L50 120H48L49 118H51V117H49L48 118V116L46 117V119L48 120V122L46 123V125L48 124V126L47 127H45L46 125H44V126H42L41 127V125H40V123L41 122H38L37 123V120H35L36 122H34L35 124H34V126L36 127V128H38L37 127V124L38 125H40L39 127L41 128H39L38 129V131H44L45 129H50V130H48V131H51V129H52V132L54 131V133L52 134H49V132L47 131V130H45L46 132V134L43 132V133H40V136H39V133L38 132H34V133H36V135H38V136H36L33 132L30 134H28L27 136H19V135H14V134H12V135H14L13 137L12 136H10L9 134H11V132H9V134L7 133L6 135H7V137H8V142H7V137H4L6 140H5V142H4V138H3V136L1 135V132H2V130L0 131V137H1V142H0V147L2 146V148L4 147L6 150H5V152H4V148L2 149V150H0V153L1 152H3L5 155H7V154H9V156L7 157L6 156V159H7V161H8V158H10L9 160H11L12 159V157H14L12 160H14L15 158H16V156H19V154H17L16 152H18V151H16L15 152V150H21V152H18V153H20L21 154V158L19 157V159H24L23 160V162H21L22 160H20V165H19V167L24 163V162H26V160L28 159L29 161H27V164L29 163L30 165V167H27L28 165H22L20 168H19V170L18 169H16V171H18L19 173H23V171H25L24 169L26 168L27 170L25 171L26 173H28L27 175H26V173L23 175V177H24V179L23 178H21V180H17V182H15L14 183V181H13V178L15 179V175L17 176L18 175V173L17 172H15L14 171V164H15V162L16 161H18V160H14L13 162L11 161V162H7L6 160H5V158H3V160H5V162L3 163V165H0V171H1V176H0V181H2V185L1 186H3L4 184V186L6 187V191H8V190H11L12 189V187L14 188V186L15 185H24V184H28V185H32V184H35L36 185V180H38V177H40V179L38 180V183L40 182L41 183V186H37L38 188H40L41 187V189H37L36 188V186H35V188H33V190L35 189L36 191L35 192H33V195H35V193L36 192H38V195H40V197L42 196L41 195V193L45 196H42L41 198H35V199H38V200H31L32 202H33V204H34V202H36V203H39L40 202V200H44V199H48V198H52V196L53 197H55V199L54 200H51V203H52V201H53V203L55 204L56 203V205H55V207L56 206H58V207H56L57 208V211H59V214L60 215H58V213L56 214H52L53 213V211H51V213H48L49 214V216H50V214L53 216V215H55L54 216V218L55 217H57V218H59V216H60V218H65L64 220H66L67 218H68V222H67V224H69V223H71L72 225H71V228L73 227V222L72 221H77V222H79L78 220V218H79V216L80 217H82V218H80V223L81 222H83V223H81V224H84L86 221H83V217H84V215L83 214H85V213H87L88 214V216L90 217H92V213H94V211L96 212L97 210L96 209H98V211L100 210H102L101 208H103L104 209V211L102 212V214L103 215H100L99 214V212L98 213H96L94 216H93V218H94V222H96V224H92L91 222H90V218L88 217V219H87V226H89V228L91 229V232H90V229L88 228V230L87 229H85L87 232H89V233H87L85 230L84 231H82V232H85L84 234L83 233H81L82 235H78V236H80L79 237V240H81L82 241V243L84 244L85 242H87V243H85L83 246L85 247V245L87 244V250H89V252H90V250L92 251L93 249H94V251L96 250H98V252H96V253H94V251H92L91 252V256L92 257H89V258H86L88 261H86V259H84V261L81 263V264H85L86 262H92V260H94V259H96L98 256H99V254H101V249L99 248V246H98V244H101V243H99V241L98 240H94V241H89V239H88V236L87 235H89V236H92V234H93V236L94 235H97V237L98 236H100L101 235V237L100 238H107V239H110V240H112V242L113 243H116L117 242V244H122V243H130L129 242V240L131 241V242H133L134 240H135V242L137 241V242H139V243H141V244H138L137 242H136V246H134L133 244L131 245V243L129 244L131 247H137L138 248V245H139V248H138V250H137V248L136 249H131V250H133V251H135V252H139V251H141V248L143 249V247H144V244L143 243H145V241H146V238L144 237V236H152L153 237V239H152V241H154L155 243L157 242L158 243V239H156V237L155 236H153L152 235V233L150 232V231H148V230H154V229H156V227L154 226V225H152L151 223L150 224H144V223H140V220L141 219H143L141 216H143L142 215V212H140V210H139V205H136V204H138V202L139 201H141V202H143V203H148L149 201L148 200H150L151 198H153V195H152V193H151V189L152 188H155V187H158L159 186V182H155V178H153L152 180H153V182H152V180H146V182L145 181H143V182H138V181H136L135 179H134V183L131 181L130 182V185L132 184V186H126V184H125V186H126V188L127 187H130V188H125V186H123L122 188L119 186H113L112 187V185L110 186L109 185V180L110 181H113V183H114V181L115 180H117V178H116V176H118V174H125L126 173V170H127V166L124 168L123 166V168L122 167H120L119 169H118V166L117 167H115V168H111V170L110 169H106V168H104V169H106V170H110V172L109 171H106V170H102L101 168L100 169H98L99 167L98 166H93L92 168V170H93V174L95 173V171H97L95 174H98V172L99 173H101L100 175L103 177V178H106L105 180L107 181V185L105 186V185H102V184H100V186L102 187H104L105 186V192H104V189H103V191H102V188L101 187H99L98 186V188H100V190L96 187V190H95V194L94 195H96L97 194V192H98V194H99V196H98V198L100 199L101 197H100V192H102V197L103 196H105V197H103V198H105L104 200H103V198L102 199H97L96 200V198H93V197H96V196H93L91 199H89V201H88V199H87V201L84 199H77V200H75L74 198V200L71 198V197H69V196H67L66 194H64L63 196H55V195H51L49 192H50V190H49V188L51 189V187H54V189H53V191H55L57 188H59L60 190H61V192L62 191H64L65 189H63L64 188V186L65 187H68V186H66V185H69V183L71 184V181L73 180L74 181V178H75V176H76V174L79 172L80 173V170L82 169V167H83V169H86V167L88 168H90L91 169V167H90V165H89V162H90V160H89V158L91 159V156H92V153H93V151L91 152V150H92V148H89L88 147V149H90L88 152L90 153H87L88 155H89V158H86V157H88V155L86 154V152L85 151H87V146H90L89 144L90 143H92V141L95 139V137L94 136H96L97 137V135H98V133H99V129H109V133L111 134V138L109 137L108 139L106 138V140H108L107 141V143L106 144H108L109 145V148H112V146L114 145L115 146V144H116V146H115V148L117 149V148H119L122 144H127L128 142H130L133 138H135V136L137 135V134H133V135H128L127 137H125V139H126V141L123 143V142H121V143H116V141L118 140V139H120L121 137H117V136H115V135H120V136H123V135H126V131H125V127L124 126H119L118 125V123H121L122 121H126L125 119H127L128 117H130L128 114H126V113H123V111H117L116 112V110L115 111H111L110 109H108V108H105V107H101V106H98V107H91L90 109H88V111H86L87 112V114H85L86 112H84V114H82L83 113V111H76V112H73V111H75L74 110V108H73V110L72 109H67ZM95 108V109H94ZM96 108H97V111H96ZM99 108H101V109H99ZM174 108V107H173ZM4 109L6 110V111H4ZM11 109V110H10ZM63 109V110H64ZM99 109V110H98ZM104 109H106L105 111H104ZM147 109V110H146ZM172 109V108H171ZM8 110V111H7ZM13 110H15V109H13ZM62 110V111H63ZM77 110V109H76ZM89 110H90V112H89ZM103 110V111H102ZM108 110V111H107ZM144 110V109H143ZM229 110H231L232 111V109H229ZM3 111H4V113H3ZM70 111V112H69ZM85 111V110H84ZM92 111H95L94 113L92 112ZM107 111V112H106ZM172 111H173V109H172ZM196 111V112H195ZM210 111V112H209ZM213 111V112H212ZM231 111H228L227 112V109H226V114H225V127H226V132H227V135L228 136H230L229 135V131H230V128L233 130V129H235V128H237V126H239V127H242V123L241 122H239L238 121V119L237 118H235V117H237L235 114H233V113H235L236 112V108L234 107V109H233V111L231 112ZM8 112H10L9 114H6V113H8ZM89 112V113H88ZM91 112L94 114V115H90L91 114ZM101 112V114L103 115V117H102V115L100 114L99 115V113ZM109 112H110V114H109ZM171 112V111H170ZM169 112V113H170ZM36 113V114H37ZM42 113V112H41ZM70 113V114H69ZM76 113H77V115L78 116H80L81 114H82V116H80L81 118L83 117V116H85V117H83V119L82 120H80V119H78V118H80V117H78L77 115H76ZM105 113V114H104ZM107 113V114H106ZM115 113V114H114ZM117 113V114H116ZM158 113V114H157ZM230 113V114H229ZM3 114V115H2ZM35 113H33V115H36ZM69 114V115H68ZM90 116H89V115ZM111 115V117L109 116V115ZM124 114V115H123ZM232 114V115H231ZM8 115V116H7ZM32 115V116H33ZM42 115V114H41ZM40 114L38 115V117H37V119L39 120V119H41V116ZM74 115H76V116H74ZM98 115V116H97ZM105 115V116H104ZM112 115H113V117H114V115H115V117L116 118H118V119H116L115 117L113 118L112 117ZM128 117H127V116ZM167 115L169 116V114H166V117H167ZM170 115H171V113H170ZM172 115H174V116H171V117H174L175 118V116H176V118H178L177 116L178 115H176V113L175 114H172ZM214 115V116H215ZM228 115H231V117H227ZM233 115L235 116L234 118V120H232V118H233ZM31 116V117H32ZM86 116H87V118L89 119L90 117H94V120H93V124L91 123V125L90 124H88L89 122H91V118L88 120L87 118H86ZM96 116L99 118H96ZM100 116H101V118H100ZM123 116H125V117H123ZM141 116V117H140ZM188 116V115H187ZM193 116V117H194ZM5 117V118H4ZM110 117V118H109ZM165 117V118H166ZM170 117V116H169ZM253 117H258L257 115H255V116H253ZM84 118H86V119H84ZM121 118L123 119L122 121H121ZM151 118V119H150ZM168 118V117H167ZM201 118L202 117H199V121L201 120ZM230 118V119H229ZM64 119V118H63ZM96 119V120H95ZM151 120V122H150V120ZM171 119V118H170ZM214 119V118H213ZM229 119V120H228ZM237 119V120H236ZM4 120H6V121H4ZM77 120V121H76ZM89 121L88 123H85V125H82V123L84 122V121ZM118 120V121H117ZM236 120V121H235ZM4 121V122H3ZM80 121H82V122H80ZM120 121V122H119ZM162 121V122H161ZM3 122V123H2ZM49 122H51V123H49ZM78 122H80L79 124H81V125H79V124H77ZM114 122V123H113ZM117 122V123H116ZM148 122H150V123H148ZM170 122V121H169ZM58 123H61V124H58ZM113 123V124H112ZM196 123H198V124H195V121L193 122V121H191V125H196V126H199V125H201V122H196ZM214 123V121L212 122V120L211 119H209V122L206 124V126H209L210 124L212 125ZM234 123V124H233ZM240 123V124H239ZM32 124H33V121H32ZM87 124V125H86ZM149 124V125H148ZM164 124V123H163ZM164 124V125H165ZM89 125V126H88ZM237 125V126H236ZM82 128H81V127ZM85 126H88V128L87 127H85ZM94 126V127H93ZM106 126V127H105ZM118 126V127H117ZM149 127L148 128V130H147V127ZM170 126L172 127V128H174L175 127V122L173 121L172 122V124L171 125H166L165 127L164 126H162V129H161V131H162V134H164V130H165V134L166 133H168V132H170L171 131V129H169L170 128ZM232 126H233V128H232ZM234 126H236V127H234ZM56 127H57V129H56ZM85 127V128H84ZM90 127V128H89ZM105 127V128H104ZM113 127H114V129H113ZM121 127V128H120ZM123 127L125 128L124 130H123ZM134 127V126H133ZM213 128L214 130V132L215 133H217V135L219 136V133L221 134V136H222V124L219 122V123H216V124H214V125H212V126H210V128ZM45 128V129H44ZM53 128H55L54 130H53ZM95 128V129H94ZM99 128V129H98ZM44 129V130H43ZM101 129V130H102ZM143 129V130H142ZM175 129V128H174ZM56 130V131H55ZM61 130V131H60ZM81 130V131H80ZM88 132H87V131ZM91 130V131H90ZM95 130H97L96 131V133H95ZM122 130V131H121ZM173 130V129H172ZM260 130V132H262L263 134H264V130H261V129H259ZM59 131V132H58ZM125 131V132H124ZM48 132V133H47ZM85 132H87L88 134H86ZM113 132V133H112ZM147 132V134H149ZM80 133H81V135H80ZM91 133H92V135H91ZM137 133V132H136ZM202 133H203V131H202ZM86 134V135H85ZM96 134V135H95ZM143 134H145V133H142L141 132V135H143ZM9 135V136H8ZM30 135V136H29ZM32 135H35V136H32ZM42 135V136H41ZM94 135V136H93ZM113 135V136H112ZM17 138H16V137ZM44 136V137H43ZM51 136V137H50ZM83 138H82V137ZM91 136H92V140H91ZM115 136V137H114ZM160 136V135H159ZM159 136H157V137H159ZM19 137V138H18ZM21 137H22V140H24L25 138H27V137H31L30 139L32 140V139H34V138H36L37 137V139H34V141L33 142H36L39 138H41V140L39 141H37L38 143H34V144H36L37 146H32V145H30V144H27V143H24V142H26V141H29V139L28 140H26L25 139V141L23 142L22 140H21ZM34 137V138H33ZM49 139H48V138ZM81 137V138H80ZM90 137V138H89ZM94 137V138H93ZM115 139H114V138ZM14 138H16L15 140V142L16 143H20V145H17L16 144V146L18 147H20L21 149H19V147L17 148V149H15V148H12L13 146H14V143L12 142V140L14 141ZM46 139V142L44 143V142H41V141H44V139ZM51 138H52V140H51ZM230 138V137H229ZM3 139V140H2ZM12 139V140H11ZM18 139L20 140V142H17L18 141ZM30 140V141H31ZM49 140V141H48ZM79 140V141H78ZM236 139H234V141H235ZM22 141V142H21ZM81 141V142H80ZM84 141H86V142H84ZM149 140H145V142H142L137 148H135L131 153H129V154H127L126 156H128V158L129 157H131L132 159L133 158H138V154H140L141 156V161H140V163H141V168L145 171V172H149L150 174H151V176H155L156 177V179L157 180H159L160 179V174H157L156 173V171H155V168H156V166L158 165V163H160L163 159H162V151L160 152V151H158L156 148H153V149H156L157 151H155L154 150V152L155 153H153V149H152V147H154L153 146V144L152 145H150V144H148L147 142H148ZM188 141H190V139L188 140ZM2 142H4V143H2ZM68 142V143H67ZM83 142V143H82ZM88 142V143H87ZM109 142V143H108ZM152 142V141H151ZM11 143V144H10ZM23 143V144H22ZM29 143V142H28ZM42 143V144H41ZM44 143V144H43ZM84 143H86V144H84ZM112 143H113V145H112ZM150 143V142H149ZM223 143V142H222ZM2 144V145H1ZM3 144H5V145H3ZM9 144H10V147H11V145H12V147L10 148L9 147ZM27 144V145H26ZM32 144V143H31ZM54 145V147L52 146V145ZM79 144H81V145H83L82 146V149H83V147L85 148V150L83 151L82 149H81V145H79ZM8 145V146H7ZM22 145V146H21ZM24 145V146H23ZM28 145H30V146H32L33 147V151L36 153H38L40 150H43V149H41V148H44V149H46V152L44 153L43 151L42 152H40V155H38L37 153H36V155H32L33 157H37V156H41V154H43L42 155V157L40 158H36V160H35V158H33L32 156H30V157H32L36 162L37 161H39L40 163H42V162H44V160H45V158L47 159V157H48V159H47V161H45L44 163L45 164H43L42 163V166L40 165V164H38L39 162H34V161H32L31 160V158L29 157V158H27V159H25V155H26V153L28 154V152H30V151H32V148L30 149V147H28ZM60 145V146H59ZM189 145H190V143H189ZM222 145V144H221ZM223 145H224V143H223ZM223 145L221 146V148L223 147ZM262 145H264V138L262 139ZM7 146V147H6ZM25 146H27V147H25ZM40 146H42V147H40ZM51 146V147H50ZM62 146V147H61ZM65 146V147H64ZM72 146H74V148H76V149H74ZM149 146H151L150 148H148ZM48 149H47V148ZM57 147H59V148H57ZM72 147V148H71ZM83 151V152H85V154L79 149V148ZM146 147L148 148V149H146ZM23 148H25V149H23ZM29 150H28V149ZM36 148V149H35ZM53 148V150H51ZM61 148V149H60ZM68 148H69V150L70 151H68ZM8 149H10V151L8 150ZM259 148H256V150L254 149V148H252V152H255V155L256 154H258L259 155V153H258V150ZM25 150H27V151H25ZM36 150H38V151H36ZM48 150V151H47ZM80 152V154L78 153V151ZM151 150H152V152H151ZM242 150V149H241ZM246 152L249 150V148L248 147H246L245 149H244ZM251 150V149H250ZM7 151H8V153H7ZM22 151H24V152H22ZM32 151V152H33ZM63 152V154H64V152L65 153H67V152H70V153H67L66 154V157H62V155H61V157H59L60 156V153H62ZM67 151V152H66ZM76 151V152H75ZM15 152V153H14ZM55 152V153H54ZM73 152V153H72ZM112 152H114L113 154L115 155V156H119V154L118 153H116V151H112ZM242 152H243V150H242ZM2 153V154H3ZM12 153V154H11ZM34 153V154H35ZM50 153L53 155V157H52V155H50ZM55 154V156L57 157V159H56V157L54 156V154ZM58 153V154H57ZM149 153V154H148ZM2 154H0V155H2ZM2 155V157L3 156H5V155ZM57 154V155H56ZM74 154H77L76 156H78L77 158L79 159L80 157H81V159H82V157H83V159L82 160H84L86 163H82V162H80V161H82V160H80L79 159V161H76L75 163H76V166L78 165V166H80V167H76L75 168V163H72L73 161H74V159L75 160H78L77 158H76V156L74 155ZM47 155V156H46ZM50 155V156H49ZM74 157H73V156ZM81 155V156H80ZM82 155H85V156H82ZM138 155V156H137ZM258 155H256V156H258ZM46 156V157H45ZM64 156H65V154H64ZM71 156V160L69 159V157ZM80 156V157H79ZM167 156V155H166ZM1 157V158H2ZM45 157V158H44ZM49 157H51L52 158V160L51 159H49ZM72 157H73V159H72ZM86 159H88V160H86ZM1 158H0V161L1 162H3V160H1ZM44 158V159H43ZM58 158H61V159H58ZM127 158V157H126ZM130 158V159H131ZM214 158V157H213ZM58 160L57 162L55 161V163H58V165L59 164H61V161H62V164L61 165H59V167L60 166H62V167H64L65 165L63 164V160H64V162L66 161V162H68V164L69 163H71V164H74L73 166H74V169L75 170H72L71 171V173H66V171L67 172H70V171H68L69 170V168H65V167H67L68 166V164L64 167V168H60L61 170L62 169H64L65 171L63 172L65 175L66 174H68V175H71V174H73V172L75 171L76 172V170H77V172L75 173L74 172V174L72 175L73 177V179L72 178H70V176H68V175H66L67 177L65 178V175L63 176V178H62V176L60 175V174H58L56 171H58V170H56L55 172L53 171V170H55L56 168H58V165H56V164H54L53 163V161L54 160ZM69 159V161H67ZM60 160V161H59ZM135 160V159H134ZM134 160H132V161H134ZM49 161H51L53 164H54V167H52L53 165H51V167L52 168H54V169H52V170H48L47 172H50V173H48V175L49 174H51L50 175V179L48 178L49 176L48 175H46V177L44 176L46 173L44 172L45 171V169L46 168H48L47 167V164L48 163H50V164H52L51 162H49ZM83 161V162H84ZM138 160H135L134 161V163H136ZM165 161L166 162H169V168L171 167V164L173 163L172 162V160L167 156V158L165 159ZM211 161H213V159L211 160ZM264 161V160H263ZM7 162V163H6ZM48 162V163H47ZM12 163H14V164H12ZM32 163V164H31ZM82 163V164H81ZM258 163V162H257ZM257 163H255V162H252V164L256 167V172L255 171H252L250 174H251V176L250 175H247L248 177L247 178H245V180H246V184H247V186H248V188L250 189V195L249 196H247L246 197V206L245 205H243L242 206V209H239V213L236 215V216H233V215H229L230 213H227L226 212V215H228V216H225L223 213V215H221V214H219L221 217V219L222 220H220V223H221V221L223 222V223H221L222 224V230H225L226 231V229H227V227H231V229H230V231H228L229 233H227V235L225 234V239L226 238H229V239H226L224 242H223V246H228V245H231V244H239V242L244 238L243 236H245L248 232H250L253 228H254V226L257 224V226L259 227L260 226V228L258 229V227H257V230H259L258 231V233L260 234V238H262V236L264 235V196H262L263 195V192H262V190L264 191V187L262 188L261 187V184H262V182L264 181V173L262 174V172H260V170H259V165L258 164H260L261 165V167L260 168H262L263 166V162H259L258 164ZM0 164H2V163H0ZM34 164L36 165V166H39L38 168V170L36 169V168H34L35 166H34ZM50 164L48 165V166H50ZM70 164V165H71ZM257 164V165H256ZM11 165V166H10ZM46 165V166H45ZM81 165H83V166H81ZM89 165V166H88ZM24 166H26V167H24ZM34 166V167H33ZM42 168H41V167ZM55 166H57L56 168H55ZM73 166H70V168L71 169H73L72 167ZM257 166H259V167H257ZM10 169H9V168ZM45 167V168H44ZM51 167H49V168H51ZM158 167V166H157ZM12 168V169H11ZM29 168H30V171H29ZM40 168H41V170H40ZM98 170H97V169ZM254 168V167H253ZM264 168V167H263ZM3 169H5L7 172V174L9 175V177H12V178H9V179H11V180H9V179H6L5 177H7L8 175L6 174V173H3L4 171H3ZM22 169V170H21ZM37 171H39V172H37ZM44 169V170H43ZM59 169V168H58ZM66 169H68V170H66ZM83 169L81 170V171H83ZM95 169V170H94ZM9 170L11 171V170H13L15 173H17V174H15L13 171H11V173L13 172L14 174L12 175V176H10L11 175V173L9 174ZM61 170H59L58 172H61ZM259 170V171H258ZM264 170V169H263ZM3 171V172H2ZM33 171V172H32ZM35 171V172H34ZM51 171H53L54 173H56V175L52 172L51 173ZM30 172V173H29ZM44 172V173H43ZM92 171H90V174H92L91 173ZM105 172V173H104ZM264 172V171H263ZM35 173H37L36 174V176L34 175ZM62 173V172H61ZM104 175H103V174ZM33 174V175H32ZM41 174V175H40ZM43 174V175H42ZM59 175V177L60 178H62L63 180L65 179V180H67L68 178V180L70 181H66V183H64L63 184V182L65 181H63L62 183H60L62 180L61 179H58V177L57 178H55V179H52L51 180V178H53L52 177V175H55L54 177H56V176H58ZM80 174H82V173H80ZM80 174H78L77 176H79ZM92 174V176L94 177V178H92L91 177V175H89V177L88 178H90L91 177V179H95V181L96 182H99L101 179L98 177V175H93ZM5 175V176H4ZM20 175V174H19ZM38 175V176H37ZM63 175V174H62ZM27 176H29V177H27ZM33 177V178H31V177ZM48 176V177H47ZM76 176V177H77ZM88 176V175H87ZM86 176V177H87ZM3 177H4V180L6 179L7 181H4L3 180ZM36 178V180H35V178ZM43 177H45L44 179H45V181L44 180H41V179H43ZM28 178H29V180H31V181H29L28 180ZM99 178V179H98ZM116 178V179H115ZM253 178V179H252ZM33 179L35 180V181H33ZM47 179L48 180H50L49 182L51 183H49L48 181H47ZM115 179V180H114ZM23 180V181H22ZM54 180H56L57 181V183L58 184H55V181ZM59 180H61V181H59ZM133 180V179H132ZM11 181H13V183H11ZM22 181V182H21ZM59 181V182H58ZM72 181V182H73ZM84 181H86V182H84ZM6 182V183H5ZM8 182V183H7ZM20 182V183H19ZM25 182V183H24ZM28 182V183H27ZM29 182H31V183H29ZM33 182V183H32ZM42 182H43V184H42ZM45 182H46V184H45ZM53 182V183H52ZM67 182H68V184H67ZM90 181H88L87 182V180H84L83 179V182H81V183H83L84 184V186L85 185H89L88 183H89ZM101 182V181H100ZM10 183H11V185H10ZM39 183V184H40ZM47 183H49V184H47ZM149 183V184H148ZM0 184H1V182H0ZM7 184V185H6ZM13 184H15L14 186H13ZM39 184H37V185H39ZM54 184H55V186H54ZM99 184V183H98ZM97 184V185H98ZM43 185L44 186H46L47 187V185L49 186V187H47L48 188V190H49V192H47L48 190H45V188L46 187H43ZM51 185V186H50ZM62 185H64V186H62V189H61V186ZM3 186V187H4ZM58 186V187H57ZM199 188H198V193H200V194H203V195H205V196H209L210 195V191L211 190H209V187L208 186H206L205 184H199ZM110 187V188H109ZM112 187V188H111ZM1 188V187H0ZM46 188V189H47ZM94 188V187H93ZM108 188H109V190H108ZM137 188V189H136ZM3 189V188H2ZM2 189H0L1 191H0V197L2 196V195H4L3 193H6V191H4V190H2ZM42 189H44V190H42ZM98 189V190H97ZM110 189L113 191V192H120V193H123V194H120V193H117V194H112V191L110 192ZM132 189H134V190H132ZM40 190H41V192H40ZM118 190V191H117ZM4 191V192H3ZM43 191V192H42ZM44 191H45V193H44ZM83 191H86V188L84 189L83 188ZM97 191V192H96ZM109 192V193H107V192ZM125 191V192H124ZM2 192V193H1ZM9 193H10V191H8ZM7 192V193H8ZM24 192V193H23ZM23 195L25 196L28 192L27 191H24L23 190ZM25 192H26V194H25ZM65 192V191H64ZM103 192H104V194L105 195H103ZM212 192V191H211ZM47 193H48V196H47ZM53 193V192H52ZM86 193V192H85ZM213 193V192H212ZM46 194V195H45ZM50 194V195H49ZM208 194V195H207ZM65 195L67 196V197H65ZM193 195V193H191V196ZM141 196V197H140ZM187 196V195H186ZM190 196V194H188V197H191ZM48 197V198H47ZM181 197H183V199L181 198V200L183 201V204L185 205V203H186V201L184 202V200L185 199H187V198H185V196H181ZM23 198V197H22ZM25 198V197H24ZM34 198V197H33ZM62 198V199H61ZM63 198H65V199H71V200H69V201H71V202H69L68 200H66V202H69L68 204L66 203V202H62V200H63ZM106 198L108 199V200H106ZM61 199V201H59ZM64 199V200H65ZM93 199L95 200V201H93ZM191 200H187V203L188 204H186L185 206L187 207V208H185V206L182 204V208L184 209H187L186 211H184L185 213V215H187V216H189V217H191V218H193V219H195L196 221H198L199 223H202L203 225H205L206 227H208L209 226V223L212 221V219H213V217H215V218H217V215L216 214H213L212 215V213L211 214H209V212H199V210H203V209H206V206H205V204H201V205H199V204H197L198 203V200H196L197 198H194V197H192V198H190ZM204 200H209V202H208V204H210L211 206H213V205H215L216 203H219V201H218V199L217 198H203ZM58 200V201H57ZM63 200V201H64ZM80 200H83V201H86V202H82V201H80ZM92 200V201H91ZM206 200V201H207ZM30 200H29V202H31ZM38 201V202H37ZM54 201H57V202H59V203H57V202H54ZM73 201H75V202H79V203H74ZM91 201V202H90ZM99 201H100V203H101V205H98L99 204ZM104 201H109V202H104ZM146 201V202H145ZM148 201V202H147ZM180 201V200H179ZM189 201V202H188ZM214 201V202H213ZM31 202V203H32ZM98 204H97V203ZM104 202V203H103ZM28 203V202H27ZM50 203V202H49ZM66 203V205H64ZM127 203V204H126ZM180 203H182L181 201H180ZM58 204V205H57ZM86 204L88 205V206H86ZM89 204H92V205H89ZM96 204L98 205V206H96ZM126 204V205H125ZM142 204V203H141ZM178 204H179V202H178ZM177 204V205H178ZM74 206V208L76 207L77 209L79 208V211L77 210L76 211V208H75V210H73L74 208H72V207H70V206ZM77 205V206H76ZM78 205H82L83 206V208L82 207H78ZM180 205V204H179ZM198 205V206H197ZM9 206V205H8ZM11 206V205H10ZM61 206H63L64 208H62ZM66 206V207H65ZM85 206V207H84ZM90 206V207H89ZM92 206H94V207H92ZM96 206V207H95ZM128 206H130V207H128ZM47 208L45 209V210H48V208L49 209H51V206H46ZM87 207H89V208H87ZM132 207H134V208H136V209H134V208H132ZM150 207H153L154 208V205H150ZM181 207V206H180ZM8 209H6V210H3V211H0V220H2L1 218H4L5 217V219L4 220H6V221H1V225H0V228H4V229H2L3 230V232H1V230H0V232H1V236H0V243H1V245H0V258L2 257L3 258V260H1L0 259V264L1 263H3V264H49L50 262H52V260H53V258L52 257H54V258H56V259H54L55 261H56V264H61L60 263V260H61V258L63 257V255H62V253H64V251L66 252L67 250H65V249H63V248H65L66 246H71V244H73L74 242H75V240L76 241H79V240H77L78 238H73V239H71V238H67V240H62V242L60 241V244H58V242H57V246H54L53 245V248L54 249H51V251L47 254V256L46 257H42V258H38V257H36L37 259H35V258H33V259H31V258H29L28 257V259H26L27 258V256H23V257H20L19 256V254L17 255V252H19L20 250H21V246H23L24 247V249L26 250V245H28L27 244V241L30 239V237H31V235L30 234H32L33 233V231L35 230H39L38 229V227L40 228V229H43V228H41L44 224H45V222H47L48 220H46V221H44V222H42V223H40L41 221H38V220H40V219H37V222L36 221H34V220H36V218H34V216H32V218H34V219H32V218H28V221H25V224H23V225H29V224H31V223H33V222H35V223H37V224H39V226H37V224L35 225V223H34V225L33 224H31V225H29V226H31L32 228H33V231H32V228H31V230L30 229H26L25 230V232H23L24 234L23 235H25L26 234V232L30 235V236H27V234H26V236L25 237H29V239L28 240H26V239H23L22 241H26L25 243H23L21 246H20V250L18 249V248H15V247H17V245H15L14 246V244L16 243V241H17V238L15 237H13V232L14 231H12L11 229H13L12 228V226L14 227V229L17 227H15V223L17 222V219L20 217L19 215L17 216V215H15V217H13L14 219H12V216H11V218L10 217H8L7 218V216H5V213H6V215H8L9 214V212L10 211H12V207H7ZM63 210H62V209ZM67 208V209H66ZM71 208V209H70ZM82 210H81V209ZM0 209H1V207H0ZM11 209V210H10ZM44 209H41V213H42V211L43 212H45L44 211ZM59 209V210H58ZM85 209H87L86 211H84ZM92 209V210H91ZM93 209H95V210H93ZM184 209V210H185ZM68 212H67V211ZM89 210H91V212H89ZM134 210H136V211H138V212H136V211H134ZM8 211V212H7ZM93 211V212H92ZM106 211V212H105ZM133 211V212H132ZM39 212V213H40ZM61 212V213H60ZM78 212V213H77ZM82 212V213H81ZM137 214H136V213ZM4 213V214H3ZM80 213V214H79ZM139 213H141V215L139 214ZM3 214V215H2ZM47 214V215H48ZM90 214V215H89ZM248 214L250 215V219H251V224L250 223H248ZM57 215V216H56ZM83 215V216H82ZM98 215H100L99 217H103V216H105V218L103 219L102 218V221H101V218H99V217H97V220L95 219V216H98ZM136 215V216H135ZM139 215H140V220L139 219H136L137 217L139 218ZM215 215V216H214ZM218 215V216H219ZM62 216H64V217H62ZM107 216V217H106ZM73 217V218H72ZM226 217V218H225ZM20 218H22V217H20ZM53 218V217H52ZM214 218V220H217V219H215ZM8 219L10 220V223H11V221H13L14 220V222L10 225L11 226V228L8 226V225H6L7 223H9V221H8ZM98 219H100V220H98ZM109 219V220H108ZM112 219H115L114 221H116V219H117V221L114 223V222H112L113 220ZM119 219V220H118ZM239 220V221H241V223H243V224H245V227H242V230H241V232H237V229H232V223L234 222V220ZM30 220V221H29ZM63 220V221H64ZM96 220V221H95ZM104 220V221H103ZM121 220V221H120ZM8 221V222H7ZM31 221H33V222H31ZM70 221V222H69ZM97 221H98V223H97ZM99 221H101V223L99 222ZM106 221V224L105 225H102V226H105V227H102L103 229L104 228H106V229H104V230H106L107 231V229H108V227H106L109 223L108 222H112V223H114V224H118L117 226L119 227V223H120V229H118V227L116 226V228H113V227H115V226H112L111 225V230L112 229H114L115 231L118 229L119 230V232L117 233V235L115 234H112L113 232L112 231H114V230H112V231H110V230H108L107 231V234H105L106 233V231H105V233H102L103 231L101 230L102 228L101 227H97V226H99V224H103V222H105ZM119 221V222H118ZM3 222L5 223L4 225H3ZM26 222H28V223H26ZM39 222V223H38ZM65 222V221H64ZM63 222V223H64ZM91 224V225H89V223ZM118 222V223H117ZM24 223V222H23ZM62 223V220H61V222H60V224ZM63 223L61 224L63 227L66 225L65 223H64V225H63ZM20 224V223H19ZM98 224V225H97ZM111 224V223H110ZM109 224V225H110ZM113 224V225H114ZM121 224H123V226L121 225ZM3 225V226H2ZM6 225V226H5ZM86 225V224H85ZM85 225H83L85 228L87 227V226H85ZM97 225V226H96ZM149 225L151 226V227H149ZM2 226V227H1ZM9 227L10 228V230L12 231V233H11V231L9 232V231H7V233L4 231V230H6V227ZM35 226V227H34ZM37 226V227H36ZM61 226V227H62ZM91 226H94V227H97V228H100V230H98V229H96V231H92V229H93V227H91ZM215 226V225H214ZM7 227V228H8ZM62 227V228H63ZM122 227H124V228H122ZM9 228L7 229V230H9ZM27 228H29V227H27ZM122 228V229H121ZM225 228V229H224ZM261 228H262V230H261ZM13 229V230H14ZM73 229H74V227H73ZM109 229H110V227H109ZM15 230H17V228L15 229ZM260 230H261V233H260ZM28 231H30V232H28ZM34 231V232H35ZM41 231H44V229L43 230H41ZM100 231H102V232H100ZM219 231V230H218ZM11 233L12 235H8L9 233ZM37 232V231H36ZM95 232H97V233H95ZM100 232V233H99ZM112 232V233H111ZM149 232V233H148ZM2 233H6L5 235H7L6 237H3L4 235L2 234ZM224 233V232H223ZM34 234V233H33ZM86 234V235H85ZM125 234H126V236H125ZM3 235V236H2ZM104 237H103V236ZM110 237H109V236ZM115 237H114V236ZM86 236V237H85ZM213 236H214V240L217 238V236H216V234L214 235L213 234ZM8 238V240L7 239H3V238ZM9 237H13V239H10L11 241H12V245L10 244V245H7L8 247H10L11 246V251L12 252H10L9 253V248L7 247V249H9V250H7V251H5L6 249V244L8 243H10L11 241H9ZM49 238L50 237H52L51 235H49L48 236ZM111 237H113V238H111ZM119 237V238H118ZM126 237V238H125ZM218 237H219V235H218ZM240 237V238H239ZM243 237V238H242ZM82 238H84V239H82ZM223 238H224V236H223ZM15 239H16V241H15ZM139 241H138V240ZM231 239V240H230ZM1 240H3V242L1 241ZM140 240H143L144 242H140ZM4 241H5V243H4ZM6 241H8V242H6ZM21 241V242H22ZM59 241V240H58ZM74 241V242H73ZM89 241V242H88ZM120 241V242H119ZM148 241V240H147ZM167 241V240H166ZM166 241H164L165 243L164 244H167L168 243V241L166 242ZM65 242V243H64ZM71 242V243H70ZM91 242V243H90ZM93 242L95 243V244H93ZM134 242V243H135ZM62 243H64V244H62ZM81 243V244H82ZM124 243V244H125ZM154 243V244H155ZM156 243V244H157ZM225 243H228V244H225ZM229 243H231V244H229ZM250 243V242H249ZM3 244H5L4 245V250H1V247L3 248ZM26 244V245H25ZM91 244H93V245H91ZM66 245V246H65ZM89 245V246H88ZM140 245H141V247H140ZM149 245L150 244H147V246H146V250L147 251H149ZM153 245V244H152ZM14 248H13V247ZM63 246H65V247H63ZM62 247V248H61ZM68 247H66V249L68 248ZM90 247V248H89ZM91 247H93L92 249H91ZM98 247V249H96ZM149 249H148V248ZM59 248H60V250H59ZM72 248L74 249H71L70 247H69V249L70 250H73V251H75V252H72V251H70L69 249H68V251H70V253L72 254V255H77L76 257H79V258H81L80 257V254L83 252V253H88V251L86 250V251H84L83 249H85V248H82V245H81V248H80V246H78V245H73L72 246ZM81 249L82 251H80L79 249ZM183 247H176V248H174L173 249V251L171 252V253H167V254H160L161 252H162V250L161 251H157L156 253H155V249H153V248H151V249H153L154 251H153V253L154 254H152L153 255V257H151L149 254V256L147 255L146 257H149V258H147V260H146V258H145V260L143 261V264H149V263H151V264H153L152 263V261H157V262H160V263H158V264H197V261L195 260V258H193L192 257V259H190V254H189V252L190 251H187V253H185L184 252V250L182 249ZM185 248V247H184ZM189 247H187V249H188ZM17 249V250H16ZM23 249V250H24ZM150 249V250H151ZM19 250V251H18ZM64 250V251H63ZM1 251H5L6 253H8V254H10V256L11 257H13V256H15L14 254L16 253V256L15 257H13L12 259L11 258H9V259H7V256H9L8 254H7V256H6V253H5V255H1ZM13 251H14V254H13ZM60 251V252H59ZM68 251H67V253H68ZM77 251H80V252H77ZM245 251H246V248H245ZM20 252H22V250L20 251ZM19 252V253H20ZM58 252H59V257L57 256L58 255ZM77 252V253H76ZM100 252V253H99ZM134 252V253H135ZM23 253V255L25 254L24 252H22ZM21 253V254H22ZM69 253V254H70ZM82 253V254H83ZM85 253V254H86ZM93 253H94V255H93ZM99 253V254H98ZM183 253V254H182ZM98 254V255H97ZM159 254L161 255V257L159 256ZM182 254V255H181ZM56 255V256H55ZM74 255V256H75ZM79 255V256H78ZM155 255V256H154ZM181 255V256H180ZM19 256V257H18ZM50 256V257H49ZM62 256V257H61ZM84 256V255H83ZM94 256V257H93ZM179 256V257H178ZM189 258H188V257ZM71 257V256H70ZM160 257V258H159ZM165 257V258H164ZM251 257V256H250ZM6 258V259H5ZM20 258V259H19ZM23 258V259H22ZM52 258V259H51ZM78 258V259H79ZM92 258V259H91ZM159 258V259H158ZM4 259L5 260H7V261H4ZM35 259V260H34ZM47 259V260H46ZM162 259H164V260H162ZM168 259V260H167ZM46 260V261H45ZM51 260V261H50ZM75 260H73V262H72V264H75V262H74ZM165 261H167V262H165ZM11 262V263H10ZM15 262V263H14ZM43 262V263H42ZM119 262V264L121 263L120 261H118ZM118 262H116V264H118ZM157 262H156V264H157ZM165 262V263H164ZM55 264V262H52V263H50V264ZM199 263V262H198ZM155 264V263H154Z\"/></svg>",
    "mask_w": 264,
    "mask_h": 264
},
{
    "label": "built area",
    "instance_id": "obj_3",
    "mask_svg": "<svg viewBox=\"0 0 264 264\" xmlns=\"http://www.w3.org/2000/svg\"><path fill=\"white\" fill-rule=\"evenodd\" d=\"M255 262V264H264V235L259 240L251 241L245 245Z\"/></svg>",
    "mask_w": 264,
    "mask_h": 264
},
{
    "label": "crops",
    "instance_id": "obj_4",
    "mask_svg": "<svg viewBox=\"0 0 264 264\" xmlns=\"http://www.w3.org/2000/svg\"><path fill=\"white\" fill-rule=\"evenodd\" d=\"M250 35V34H249ZM251 36V35H250ZM260 40V39H259ZM258 40V41H259ZM254 42H256V41H254ZM261 187L263 188L264 187V181L262 182V184H261ZM262 192H263V195L262 196H264V191L262 190Z\"/></svg>",
    "mask_w": 264,
    "mask_h": 264
}]
</instances>
